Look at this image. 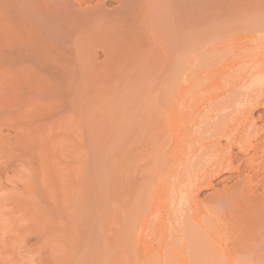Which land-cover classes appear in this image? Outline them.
<instances>
[{
	"label": "rangeland",
	"instance_id": "374dc122",
	"mask_svg": "<svg viewBox=\"0 0 264 264\" xmlns=\"http://www.w3.org/2000/svg\"><path fill=\"white\" fill-rule=\"evenodd\" d=\"M49 1L50 2H48V0H0V53H1L0 54V99H1L0 100V108H1L0 109V135H1L0 136V264H206L207 261H208V264H264V240H262V241L261 240H242L244 237L242 239L240 237L241 235L244 234V233L241 234L242 230L247 231L246 229L243 228L245 226V224H247L246 222H245V224H243V222H242L243 226L240 225V227H238V229L241 228L239 233H238V231H235L234 229H232V230H234V232L230 231L231 228L228 229V227L231 225V223H229V221H228V223L230 224L229 225L226 222L225 227H226V230L228 229L227 230L228 232L225 231V233L227 234V237H228V235L233 234V233H234V237H233V235L232 236L230 235V238L228 237L226 240H211L210 239L211 237L207 235L208 236L207 238H209L210 240H202L203 243H205V246L203 244H201L202 243L201 240H196L198 242L197 243L195 240H192V241L188 240L187 237H185V239H184V235L187 236L188 234L186 233L183 235V233H181L179 231L182 229L181 228L182 225H183L182 227L184 228V224H185L184 220L187 219L186 217H188V218L190 217V215H189L190 211L186 212V208H187L186 204H188L187 199L189 198V195H188L189 194V191H188L189 188H187V186L189 187V185L192 183L191 181L194 180V177L192 175L194 174V176H196V174H199L198 172H196V170L199 169L200 165L202 166L203 161L201 160L202 162H200V165L197 164V161L199 160V159H197L198 158L197 156H199V155H197V156L193 155V150L191 147H190L191 148L190 152H188L189 151L188 150V147H189L188 144H187V146H185L186 144L185 145L183 144V146H185V151L187 152L186 155L189 156L188 159L190 157H192L190 160L191 161L193 160L196 162V165H195V163L192 161L194 164V167L191 168L193 170V173L192 172L188 173L190 175L189 176L187 174L188 177H186L187 175H184L185 172H183V174H182V171H180V173L178 172L176 174L175 173L171 174L172 176H170V173H169V175L168 174L166 175V173L165 174L163 173L162 175L159 174V176L161 175L159 178L158 170H160L163 167L158 164V149H157L158 148L157 147L158 146L157 145L158 144L157 143L158 142V118H157L158 116L155 117V120L153 118L154 116H152V120L155 121V123L153 125H155V126L152 125L153 121L151 122V120H150V122H149V124H151V127L148 126V129L150 127V129L152 128V131L149 129L150 132L145 133L146 135H147V133H150V134H148L149 139H147V136L144 135L143 139H141V138L138 139V137H137V139L135 138L134 143H133L134 145L130 144V146L132 145L131 147L128 144V146L130 147L129 148L130 153L127 151V150H129L128 148H121L122 144L118 148L120 151L116 150V151H118V154L116 153V151L114 152L115 154L112 153L113 151L110 152V154H108L110 150L107 152L105 150L106 149L105 146L107 147L106 144H108V146H109V142L106 143L105 141H109L107 139H110V137L112 136L109 134H113V130L111 129V128H113V127H111L112 125H110V126L107 125L108 123L111 124L110 122H107V121H112V120H109V118L110 119L112 117H114L115 119L120 118L121 113L124 112L123 110H125V109L127 110V111L125 110V112H130L131 110L138 111L139 109H137V108L140 106L147 108L148 105L151 106L153 104V106H154L155 103H157L159 106L158 108H160V110H158L157 104L155 105L156 106L155 109L157 108L156 110H158L157 113L159 111H161V108H164V109H166V112L168 111V113L170 110H172V112L174 110L175 113L177 112L176 114L178 117L177 118L178 122H181L180 119L183 122L184 119L186 118L185 121L183 122V126L184 125L185 126L184 127L182 126V127L187 128L188 130L190 129L189 130L190 137L192 134H194V136L198 135V134L194 133L195 131H197V133H198L199 131H202V130L204 131L205 128L206 129L210 128V130H211V127H214L215 125L217 126L216 122H218L219 120L221 122L222 121L227 122L232 128H234L233 129L234 131H231L230 135H236L240 131V129H239L240 128L239 117L241 116L240 113L242 112V110H246V107L250 108L251 106L255 105L256 100L258 99L256 97H258L260 94L258 92L262 89V87H264V83H263L264 80L263 79L261 80V78H264V77L258 78V76H263L262 73H260V72L262 71V69H264V65H263L264 64V29L257 30V31H254L251 29L252 31H250V28L253 26H251L249 28L246 27L249 24H254L255 21L258 20V19L257 20L255 19L256 17L264 19V12L262 15V12L258 11L259 13L258 12L257 13L260 16L253 12L254 14L251 16L255 15V17L251 18V16L248 15V16H250L249 18H251V19H249L247 16H245L247 19H244V17H243L242 18L243 21L241 20L240 15L234 16L236 20H233V18H231L233 21L230 22L229 20H231V19L229 18L227 20V17H229V16H226L225 14H223L221 8H215L213 10L210 9V12L211 11L213 12V13L212 12L210 13L211 16L215 13L213 16L215 27L213 26L212 23H211V25L207 24L208 27L212 26V27H210L211 29H209L210 31L208 29H206V31L205 30L204 31H201V30L198 31L199 28L197 30H195L194 29L195 27H193V29L197 32L195 34L197 36H199L198 37L199 40L201 38L202 42H200V44L202 43L203 46H202V44L200 45L201 47L198 46L197 45L198 42L196 40L195 42L193 41V50L189 51L186 48H184L187 51L186 50L182 51L181 49L180 50L177 49L179 47L177 41L180 43V40H178V38L180 37L179 39H181V42H183V44H184V41H182L183 40L182 38L186 34L183 31L184 35L182 34L183 36H181L180 30H182V29L184 30L185 25L183 23H185V22L187 25H190V26L194 25V22H195L194 20L196 18L193 20L194 22H192V21L190 22V20L188 18H191L189 15H191L192 13L195 15L196 11L194 10L195 11V13H194L193 6H192V10L189 9V8H191L190 6L189 7L186 6L187 4H185V3H189L188 0H187L188 2H186V0H184L183 2H185V3H182V0H181L180 1L181 3L179 4L180 6L185 4L187 9L185 8V6H183L182 8H179V5H178L179 0H160V1L158 0L157 2L155 0L156 5H153L154 2L152 1L153 2L152 6H155L156 9L158 10V14H159L158 17L159 16L161 17V18L159 17L160 21L162 20L161 23L162 24L166 23L167 26L162 25L161 23H160L161 25L157 24L159 22V20H158L159 18L155 19V17L153 19H154V21L156 20L155 21L156 25L155 24H153V25H155V27L159 25V28H160V26L168 27L169 28L168 32H171V33H167V36L169 34L173 38V39H168L170 37H168V38H167V36L164 37L163 35H161V32H160L161 31L160 29H162V28L159 29L158 27H156L158 31L160 30L159 33L161 36H163L165 38V40L163 38H161L160 35H159V37L163 40V43L166 46L168 45L167 48L165 47L166 48L165 50L168 49L167 52H165V51L163 52L164 49L163 50L161 49L163 54L164 53H165V55L167 54L165 56L166 59L164 58V55L162 57V58H164V60L162 58L158 57V56H162L161 55L162 53H160L158 51L159 49L158 50L156 49L160 53V55L157 54L158 55L157 57L159 59L156 57L158 59V62L156 61V63H155V66L158 64L156 67L151 64V63H153V58H151L152 62L151 63L149 62V65L151 64L153 67L149 68V70H147V73H145L146 71L144 70L145 71V72H143V73H145V75L143 74L144 77L139 74V71L141 69L136 68L138 70L135 71V76H137L139 74L141 77L138 75V77L133 78V77H135L133 75L134 74L133 73L132 74L133 77H132V75H131V77L128 76V77L133 78V79H130L127 76H125L124 78L126 80H121L124 78L120 77V79L119 78L117 79L115 77V75L113 76V74H115L117 72V75H118L119 70L117 68L121 69L123 67V65L120 63L122 66L117 67V68L114 66V68L117 69V71L114 73L113 70H111V72H110V69L108 70L109 67L108 68L106 67L108 65L107 64L108 61L105 63V60L107 58L105 55V52L107 51L106 53H108V57H110V56L114 55V53L116 51H119L122 48V46L120 47V49L118 48V50H117L116 47L113 45V47H115L116 51L113 47L112 48L110 47L111 49L109 47H107L110 49V51H112V49H113V51H115L114 53H112V55H109L111 53L109 52V50L107 48H105L104 53H103L102 49L101 50L99 49V47L100 48L106 47L105 44L100 42L101 44L98 43V46L99 45L100 46L96 47L97 46L96 42L97 41L99 42L100 39H101V41H103V39H104L103 36L105 37L106 32L111 31V30L107 31L108 29H106V32L104 31L103 27L105 28V25L107 24V22L105 21L106 18L104 19V17L107 16V14H108L109 16L114 15L113 18L114 17L116 18L117 16L121 15V12L117 8L118 0H101V2L103 4L102 5L99 2L100 7L102 6L101 12L104 11V9H105V11H104L105 13H106V11L109 12V13L105 14L104 17L102 15V13H104V12H102L100 14V15H102L103 20L106 22V24L104 23L103 27L100 25V23H99V27L97 26V24L95 27H92V28L89 27V28L93 29L94 31L89 29L92 32L90 31L91 33L89 32L88 34H94V33L95 34H94V36H92L93 40L91 39V37L88 38L89 40L87 39L88 41H90V39H91V41H93L92 42L93 44H91V42H89L88 45L89 44H91V46L94 45L97 49V51H96L94 46H92V48H91V46L89 45L90 48L89 47L88 48L91 49L93 52H89L90 50L87 51L88 54L91 53L89 56H91V58L94 61V63H93V61H90V62L93 63L92 65H94L93 68H94L95 74L89 73L90 71L91 72L93 71V68H92V70L90 69V71H88V69H87L89 67V65L91 64L89 61L87 62V65H88V63H90V64L88 66L85 65L87 67L86 68L87 70L84 67L83 68L90 75L93 74L92 76H94L96 74L99 75V72L98 73L95 72L97 70L96 68H98L96 66L98 64L97 63L95 64V61L97 60L98 63L100 62L101 65L99 67L101 68V71L102 70L104 71V69H103L104 67H105V69L107 68V71H108L107 76H109L110 73L113 72V74L110 75L111 79H110V77L106 78L107 81H105L106 82V84H105V82H104L105 78H104V80L102 78L103 81L99 80V78L102 77L103 75H105V73L107 72L106 70L104 72L102 71V73H100V75L103 74L102 76L99 75L100 76L99 77L98 75H96L97 77H95V79H93V77L92 78L90 77L91 78L90 79L89 78L90 75L84 73L85 74L84 78L88 75L86 78H88L89 80L83 79V81H82V77H81L82 74L81 73H83L84 70L82 69V67H80V69L83 70V71H80L81 73L76 72V71L80 70V69L77 70V63L80 62L84 56H85L84 58L86 59V55H83L84 52L82 53V48L79 49V50H81V54L83 55V57L81 58L80 61L77 60L78 58L76 55V51H74L76 49L73 50L74 44H76V41L74 43L73 42L74 38L72 40L71 39L72 37H69V36H73V37L76 36L73 34L74 33L77 34L78 31H79L78 33H80V31H85L84 33H86V31L88 32L87 25H89L91 23H88V24H86V23L89 22V20L85 19L86 21L84 22L85 23V25H84L85 29H87V30L82 28V26H83L82 25L81 26L82 30H80V28H78L79 30L76 29L78 31L73 30L74 32H71V33H73L71 35V33H69V32L72 31L73 28L72 29L68 28L70 25L69 26L66 25V22H68V21H64V20L66 18H67V20L69 19L68 15L70 17V13L68 12V10H69L68 8L70 5H72V4L74 5L75 1L73 2V0H65L64 1L65 3L63 2V0H49ZM57 1H59V3H62V4L64 3L66 6H67L66 3H68L70 5H68L67 8L64 5L65 7H62V8H65V9L61 8L63 10L61 12H63V13H59L60 11H58L57 8L54 7V6H56L55 4L58 3ZM82 1L85 2V3L83 2L84 5L82 4ZM82 1H81L82 6L85 7L86 4H88V7L92 6L91 4L93 3V0H92V3H89L90 0L89 1L82 0ZM198 1L199 0H196V4L198 3ZM44 2H46V4ZM47 2L50 4H48ZM192 2H195V1H192ZM59 3L57 4V6L59 5ZM78 3H80V1ZM77 4L74 5L75 8H76ZM167 4L168 5L171 4L170 7L173 8V9H171L172 11L174 10V8H176L174 10L175 12L178 11V9H179L178 12L183 11V9H186L185 13L183 12V14H180V13H182V12H180L179 13L180 15H179L176 12L175 16H174V13H172L171 10H170L171 12L169 11L170 7ZM190 4L193 5L195 3H190ZM47 5H49V8ZM78 6H79L80 10L83 8L82 11H85L84 7H82L79 4H78ZM152 6H151V8H152ZM198 6H200V5L197 4V6H194V8L197 7V9L199 10L198 15L202 14V12H204V10L206 12L209 10V9L206 10L205 7H203V6H206L205 4L202 5V3H201L202 8H204L202 11L200 10L201 6L199 8H198ZM100 7H99V10H100ZM71 9L72 8H70V10ZM188 9L191 10L192 13L187 11ZM35 10H36V12H35ZM47 10H49V11H47ZM64 11L68 12V15ZM113 11L117 16H115V14L112 13ZM75 12H77L76 9H75ZM87 12L88 11H86V13L82 12V14L85 13L84 14V16H85L87 14L91 15L93 13L92 11H89L88 13ZM110 12L112 13V15H110ZM186 12H188L189 14H186ZM50 13H52V15ZM208 13H207V15H208ZM61 14L64 16L63 18H65V17L66 18L65 19L61 18L62 17ZM176 14H178L179 17L183 16L182 19L184 18L183 20L185 22L182 19H180L181 17L180 18L177 17L178 15H176ZM245 14L247 15V13H245ZM78 15H79V12H77L76 18ZM90 15L89 16L87 15L86 18L91 20ZM186 15H188L189 17L187 18ZM35 16H36V19L34 18ZM47 16H49V17H47ZM50 16L52 18H50ZM95 16L96 15H92V17H93L92 26L95 23L94 19H96V21L97 20L100 21V19H99L100 16H98L99 18H97ZM109 16L107 17V20L109 19V21H108L106 28H110L109 22H111V21H110ZM242 16H244V15H242ZM200 17H198L199 20L196 21V23L197 22L198 23L195 25H197L198 27L199 26L203 27L206 23H204V25H203V22H201V21H203L202 20L203 18L201 19ZM238 17L240 19H237ZM54 18L56 19V21ZM76 18H73V20L76 21L78 19V18L77 19ZM84 18L82 17V20H84ZM117 19L119 20V18H117ZM122 19H124V18H121L119 20L122 23L121 25L118 24L119 28H120V26L124 27V25H123L124 23L122 22ZM153 19H150V20H153ZM204 19H206V18H204ZM209 19H210V15H209ZM252 19H255L254 23H253V21H251ZM46 20L48 22H44ZM113 20H112V22H114ZM157 20H158V22H157ZM178 20L183 21L182 23H180L181 26H180ZM213 20H212V22H213ZM35 21H37V22H35ZM70 21L71 20H69V22ZM75 21H74V23L72 21L70 22V24H72V23L74 24V28H76L75 25L79 27V24H83L81 22V19H78L76 23H75ZM78 21H80L81 23H79L77 25ZM115 21H117V20H115ZM154 21H152V22L150 21L151 24H150V22H148L147 24H150L152 26V23ZM215 21L217 22V25H216ZM69 22H68V24H69ZM52 23L54 26L52 25ZM116 23H118V22H116ZM37 24H39V25H37ZM73 24H72V26H73ZM111 24L112 23H110V25ZM182 25H184L183 28L179 29V27H182ZM113 26L111 25V27H113L114 29L113 28H111V29L116 30L115 22H114ZM38 27H39V31H38ZM101 27H102L103 32H105L104 35H103V32H101L102 30H100ZM149 27H148V29H149ZM185 27H187V26H185ZM204 27H206V25ZM32 28L33 29L35 28L34 32L36 33L38 31L37 33H39V34L36 33V35H34ZM190 28L192 29V27H190ZM190 28H186V30L188 29V32H189ZM97 29L100 30V32H98L99 35L96 34L97 31H99ZM117 29H118V27H117ZM150 29H151V27H150ZM153 29L156 30L155 28H152V30ZM163 29H162V32L164 31V33H162V34L166 35L167 30L165 28V30H166V32H165V30H163ZM154 30L152 32L154 34L158 35L159 33L157 34L156 33L157 31L154 32ZM25 31H27V32H25ZM119 31H121V33H122L123 30H119ZM191 31H190V33H191ZM193 31H192V33H193ZM111 32H113V31H111ZM47 33H49V37H48ZM84 33L81 32L80 35L82 36V34H83L85 36L86 34H84ZM149 33L152 34L151 31H149ZM190 33H189L190 37L189 38L186 37V38L192 44V41H190V39L192 40V38L195 35L192 36V34H190ZM203 33H205V34H203ZM235 33H237V34H235ZM100 34H102L101 35L102 37H100ZM37 35H39V37ZM50 35H51V37H50ZM84 36H82V37H84ZM197 36H195V37H197ZM24 37H25V39L23 41ZM26 37L28 39H26ZM82 37H80L79 39H81ZM153 37H156V36L153 35ZM37 38H39V39H37ZM40 38H42V39L40 40ZM44 38H45V40H48V41L47 42L44 41L43 40ZM86 38L87 37L85 36V38H83V41ZM143 38H145V37H143ZM34 39H36V41ZM54 39H55V41H53ZM187 39L186 40L184 39L185 42L187 41ZM87 40H85V42H88ZM168 40H172L170 42V44H167L169 42ZM50 41L53 43L52 44L53 46L51 45ZM94 41H96V42H94ZM145 41H146V39H145ZM145 41L144 42L142 41V43L145 44L146 43ZM157 41H155V42L157 43ZM33 42L34 43L36 42V43L34 44ZM39 42H40V44H39ZM121 42H122V40H121ZM158 42L161 43V41H158ZM172 42H174L173 45H172ZM45 43H47V46ZM54 43H56V44H54ZM78 43H80V42H78ZM111 43H112V41H111ZM118 43H120V42H118ZM42 44L45 45L49 49L46 48L47 49L46 50L44 48L45 46L43 47ZM72 44H73V46H72ZM85 44L87 45V43H85ZM102 44H103V46H102ZM164 44L163 45L161 44L163 48H164ZM188 44H190V43H188ZM191 44L189 45V47L192 46ZM31 45H33V46H31ZM34 45H35V49L33 48ZM36 45H38V46H36ZM58 45H61V46H58ZM86 45H84L83 47H86ZM141 45L142 44H140V47H142ZM147 45L148 44L146 43V46ZM174 45H178V46L175 47ZM185 45H182V46H185ZM195 45H196L197 51L194 50ZM262 45H263V47H262ZM39 46H40V48H39ZM51 46L53 48H50ZM54 46H57V47H54ZM77 46H79V45H77ZM137 46L138 45H136V46L134 45L135 49L134 50L132 49L134 51L133 54L131 53L133 56H135L136 51L138 52L141 50L140 48L138 50L137 48L139 46L138 47ZM31 47H32V49H31ZM36 47H38V48H36ZM145 47L143 46L142 50ZM162 47H159V48H162ZM59 48H61V49H59ZM191 48H188V49H191ZM201 48H202V50H201ZM36 49H38V51H36ZM44 49H45V52H44ZM62 49H63V52H61ZM86 49H87V47H86ZM86 49H85V51H86ZM129 49L130 48H128V50ZM175 49H176V51H175ZM33 50H35L36 54L34 53ZM65 51L68 52V54H66ZM37 52H39L38 57H37ZM41 52H44V53L42 54ZM74 52H75V55H74ZM95 52H97V53H95ZM140 52H142V51H140ZM77 53H79L78 49H77ZM122 53H124V52H121V54ZM125 53H127V52H125ZM49 54L52 55V56H50V59L53 57L52 58L53 60L48 59ZM85 54H87V53L85 52ZM35 55H36L37 59L35 58ZM62 55H64V56H62ZM67 55L68 56L71 55L70 57L76 58L77 61H75V63H73L74 69H75V65H76V70H74L72 66H70V67H72L71 70L69 68L67 69V67H69V66H67V67L65 66L67 64V62H65L66 60L64 58L67 59ZM129 55H130V53H129ZM137 55H138V53H137ZM139 55H140V53H139ZM78 56H79V54H78ZM122 56H123V54H122ZM61 57H62V59H61ZM132 57L129 56V58H132ZM220 57H221V59H220ZM32 58H33V60H32ZM38 58H39V60H38ZM112 58H115V57L112 56ZM117 58L120 59V57H117ZM134 58L136 59L138 57H134ZM217 58H218V60H217ZM43 59H44V61L48 59L47 60L48 65L46 63L45 66H42L41 62L43 61ZM55 59L56 60L58 59L59 63L60 62L62 63V60L64 59L63 62H65V63H63V64H65V65L63 66V68L60 66L62 71L59 67V65L61 63L59 64L58 61H56ZM69 59H67V61ZM72 59L69 62H73L75 60V59H73V61H72ZM88 59H89V57H88ZM92 59H90V60H92ZM110 59H111V57H110ZM122 59H123V57L121 58L120 61H122ZM124 59H125V57H124ZM113 60H115V59H113ZM133 60H130V61H133ZM256 60L257 61L263 60V64L261 62V64L263 65V68L261 66L262 69H258V68H260V66H259V62H256ZM33 61H34V63H33ZM126 61L128 62L129 60H126ZM113 62H115V61H113ZM118 62H119V60H118ZM84 63H85V61L83 63L80 62L79 64H84ZM214 63H216V64H214ZM39 64H41V65H39ZM56 64L57 65L59 64V65L56 66ZM63 64H61V65H63ZM105 64H107V65L104 66ZM109 64H112L110 62V60H109ZM113 64H112V66H113ZM257 64H258V67L255 66ZM68 65H70V63ZM114 65H116V64H114ZM126 65L127 64H125V66ZM28 66H30V67H28ZM79 66H82V65H78V68H79ZM101 66H103V68ZM100 68H98L99 71H100ZM112 68L113 67H111V69ZM241 68H242V70H241ZM33 69H34V71H33ZM65 69H67V71L69 73H71L72 70L75 71L77 73V77H79L78 75L81 74L80 75L81 78H79L81 81L79 82V79H76L77 77L74 73L71 74V76H69L72 80H70V78H69V80H67L68 76L66 78V76H65L66 74H64V72L65 73H67V72L63 71ZM151 69L154 71H152ZM238 69H239V71H238ZM21 71L23 73H21ZM86 71H84V72H86ZM148 71H149V73H148ZM120 72H121V70H120ZM255 72H257V74ZM46 73L48 75L47 78L45 77ZM69 73H67V74H69ZM41 74H42V76H41ZM148 74H152L153 77L151 75V77L149 78ZM258 74H261V75H258ZM34 75H37V76H34ZM239 75H240V77H239ZM255 75H257V76H255ZM72 76L76 77V78H74L75 80L72 78ZM118 76H120V75H118ZM121 76H122V73H121ZM27 77H28V79H27ZM35 77H37V78H35ZM43 77H45V78H43ZM48 77L50 79H48ZM206 77H208V78H206ZM256 77L259 80H257ZM41 78H42V80H41ZM127 78H128V80H127ZM139 78H141V80ZM146 78L150 79V81ZM138 80H139V82H138ZM144 80H148L149 82L148 81L145 82ZM194 80H196V81H194ZM63 81H64V83H63ZM36 82H38V83H36ZM76 82H78V83H76ZM95 82H98V83H95ZM100 82H103L104 85H103V83H100ZM65 83L67 86L65 85ZM68 83H70V84L68 85ZM101 84H102V86H101ZM107 84L108 85L110 84L109 86L112 87L110 90L107 89V86H106ZM145 85L148 89L145 87ZM104 86L107 90L110 91V92L109 91L106 92V93L109 92L108 93L109 95L104 93V91L106 90L105 88H103ZM109 86H108V88H110ZM141 86L143 87V89ZM94 87H96V88H94ZM94 89L95 90L98 89V90L94 91ZM147 90L149 92H147ZM263 90H264V88H263ZM102 91H103V93H102ZM90 92H95V93H93V95H91ZM174 92H175V94H174ZM141 94L143 97L140 96ZM100 95L101 96L103 95L104 97L102 98ZM114 95H116V97H114ZM203 95H204V97H203ZM151 96L155 99H153ZM162 98H164V99H162ZM171 98H172V100H171ZM104 100H106V101L104 102ZM133 100H135L136 102H134ZM164 100H166V101H164ZM246 101H248V102H246ZM100 102L102 104H100ZM103 102H104V104H103ZM139 102L141 105L139 104ZM133 103L135 104V106ZM146 103H147V105H146ZM148 103H150V104H148ZM243 104H245V106ZM6 105H7V107H6ZM101 105L104 107V109ZM137 105H139V106L137 107ZM98 106H99V108H98ZM100 106L102 107L101 109H100ZM143 107H140V108H143ZM263 108H264V105H262V104H261V106H257L254 109V117H256L257 113H261L262 111H264ZM109 110L110 111L112 110V111L110 112ZM212 111H213V113H211ZM91 112L92 113L94 112L93 115L94 114L95 115L93 116ZM109 113H111V114H109ZM101 114H102V116H101ZM115 114H116V116H120V117L116 118ZM22 115H23V117H22ZM200 115H202V116H200ZM192 118H194V119H192ZM86 121H88L89 123ZM90 122L91 123L93 122V123L91 124ZM105 122L107 124H105ZM95 123H97V125ZM103 123L106 126V127L104 126L105 128L103 127ZM181 123H178L179 126L182 125ZM98 124L99 125L102 124L99 126L100 130L97 127ZM92 126H94L95 129L97 127L99 132L97 129H96L97 130L96 131L94 128H91ZM135 127L137 128V124H135ZM106 129H107V131H106ZM148 129H147V131H148ZM193 130H194V132L190 133ZM101 131H103V133ZM91 134H94V135L92 136ZM209 134L210 133H208V135L207 134L205 135V133H204L203 135H204V137L206 136L208 139ZM96 136H98V137L101 136V137H99L100 141L98 140V137L96 138ZM144 138L146 139V141L144 140ZM151 138H152V141H154V143L151 141ZM193 138L194 137L192 136L190 140H192ZM200 138H201L200 140L203 139L201 136H200ZM210 139L211 138H209V140ZM148 140L150 142H148ZM209 140H207V141L205 140V141L208 142ZM96 141H98L97 144H96ZM205 141H202V142H205ZM224 141H225L224 138H220L221 144H224ZM90 142L92 144L94 142L95 143L92 146V144ZM128 142H129V139H128ZM146 142H148L149 144ZM155 143H157V144H155ZM136 144H138V145L136 146ZM154 144H155V146H154ZM139 145H141L140 146L141 148L139 147ZM148 145L149 146L152 145V147L150 146V148L152 150H150V152L147 151L148 154L146 156L148 158L147 157L145 158V154H144L146 152L145 150L150 149V148H147ZM195 145H198V143H196ZM99 146H100V148H99ZM136 147L140 148V151H138L139 149H137ZM97 149H98V151L99 150H101V151L98 152ZM121 149L122 150L124 149L122 151L124 153L121 152ZM133 149H135V150L133 151ZM136 149H137V151H136ZM141 149H143V152L144 151L145 152L142 153ZM153 149H157V151L154 152L155 150H153ZM233 150L235 151V149H233ZM86 151H87V153H86ZM101 152L103 154H101ZM125 152L128 153L126 158L131 159V161H134L133 158L137 159L136 156H138V157L143 156L145 158V160L142 161L143 157L142 158L139 157L138 159L141 158L140 159L141 162H139L140 160H135L134 164L129 160L130 161V165H129V164H127V160L124 159L125 157H123L126 155ZM151 152H153L152 154L154 155V157L156 159L153 158ZM188 153H190V154H188ZM142 154H144V155H142ZM196 154H198V152ZM118 155H121L123 158L121 156H118ZM117 156L120 159L118 158V160H117V158H115ZM195 159H197V160H195ZM113 160L115 161L116 167H115ZM155 160L157 163L156 162L154 163ZM81 161H82V163H81ZM123 161H125L126 163H124ZM136 161H137V163H136ZM110 162L111 163L113 162V164H114L113 167H112ZM152 162L154 163V165ZM108 163H110V164H108ZM78 164H80V165H78ZM121 164H123V165H121ZM131 164H132L133 168H131ZM107 165H111V166H107ZM126 165L128 166V168L124 167ZM197 165H199V166H197ZM117 166H119V169ZM135 166H136V168H135ZM146 166H148V167H146ZM107 167H110L109 169H111V167H112V171L114 173L116 171H118L119 173L116 172V173H118L117 174L118 176L112 174L113 172L110 171L109 169H107ZM120 167L122 168V170ZM140 167H142V169ZM152 167H153V169L155 168L157 170V173H156L155 169H154L155 172L153 171ZM100 168H101V170H100ZM115 168L118 170H115ZM158 168H160V169H158ZM124 169H126V170L128 169V172L122 173V171H126ZM137 169H138V173H137ZM139 169H141L142 171ZM151 169H152V172H151L152 174H150ZM201 169H203V167ZM73 170H75V171L73 172ZM132 170H134V171H132ZM143 170L146 171V173H144ZM192 170H190V171H192ZM78 171H80V172L78 173ZM100 171L101 172L103 171V173H105V174L107 171V174L109 176L111 175L112 178L109 177L107 174L105 176V174H102ZM135 171H136V174L135 173L133 174V172H135ZM161 171H162V169H161ZM161 171H159V172H161ZM72 172H73V174H72ZM130 172H132V174ZM142 172H143V174H141ZM64 173L68 177L66 175H64ZM126 173L128 175H127V177L124 178V174H126ZM74 174H76V175H74ZM77 174H79V175L77 176ZM146 174L147 175L150 174L151 176H153V178H152L149 175L150 177L148 176V178H146V180H148V181H149V179L152 180V181H150V183H148V185H147L148 181L146 182V180H144V177H147ZM100 175H102L103 177ZM141 175H143V177ZM182 175H183V177L185 176L186 179H185V177L181 178ZM226 175H227L226 173L221 172L220 174H218V176L216 175V177L215 176L213 177L212 182H213L215 188H220V187L222 188V185H223L222 179H223V177H226ZM75 176H77V177H75ZM97 176H98V178H97ZM114 176H116L115 177L116 180L114 179ZM163 176L165 178H163ZM100 177H102L101 181H100V179H101ZM105 177H106V179H105ZM108 178L109 179L111 178L112 180L114 179L115 182L112 183V180H110V182H108L109 183L108 184L107 183V181H109ZM173 178H175V179H173ZM87 179L90 183L86 184L83 181L86 182ZM93 179H94V181H93ZM162 179H163V181H162ZM90 180L93 183L92 186H91L92 183ZM76 181L80 182V184L83 182V184L85 186H87L89 184L90 185L87 187L88 188L87 189L83 184H81L82 185V187H81V185L79 183H76ZM154 181H156V182H154ZM105 182H106V184H105ZM116 182H117V184H116ZM140 182H142V183H140ZM144 183H145V186L146 185L148 186V188H147L148 194H149L148 195V202H145L146 204L142 205V209L138 208V211H137L138 215L135 213L136 217L133 218V220L136 219L135 220L136 222L132 220L134 224L131 223V221L128 219L127 220L125 219L124 222H122L120 220L121 224L123 223L122 225L120 224V228H121V226H124L123 227L124 229L122 228V230H120V228H118V230H116L117 225H115V222H116L115 220H117L119 217H117V219H115V217L118 215V213L114 216V212L116 211V210L114 211V209L116 208L117 205L121 206V207H117L116 209H118V211L122 210L124 216H125V211H127V210L129 211V212H126V214L128 213V215H129V213L133 212L134 209H131V208H133V206L131 207L130 203L131 202L134 203L135 199L137 198L136 197L137 192H138V194L140 192L139 190L135 191V188L140 189L141 186L144 185ZM187 183H188V185H187ZM111 184L112 185L114 184L113 185L114 187L118 186L116 188V192L118 190L117 193L118 194L120 193L119 196L117 195L119 198L121 195L120 199L116 197V192L114 193L115 188L112 189L113 186ZM149 184H150V186H149ZM139 185H141V186L139 187ZM169 185H170V187H169ZM107 186H109V188H106ZM180 187H181V189H180ZM185 187L188 191V194H186L187 191L185 190ZM110 188L113 190V192L111 191ZM177 188L179 189V191L181 193L183 192L182 194L180 193L182 196L184 195V192H185V194H186V195H184V196H186L185 198L181 197L179 195ZM78 189H79V192H78ZM81 189L83 191H81ZM84 189H86V190H84ZM103 189H104V191L101 192ZM107 189L109 191H111L114 195L113 194L111 195V193L109 191H107ZM172 189H173V191H172ZM74 190H75V192H74ZM105 190H106V192H105ZM133 190H134L135 194H134ZM76 191H77V193H76ZM90 191H93L94 193L90 192ZM146 191L147 190H145V192H144L145 195H147ZM82 192H84V194H82ZM104 192L105 193L109 192L107 194H104V196L106 195V197H105L106 199L103 196ZM75 193H76V195H75ZM89 193H90V195H89ZM92 193H93V195H92ZM87 194L89 195V197L92 196V197H90L91 199L89 198V200H88ZM98 194H99V196L97 198L96 195H98ZM108 194H110V195H108ZM132 194L136 198L132 197ZM78 195L81 196V198H80L81 203H80V199H79ZM158 195H159V198L161 197L160 199L158 198ZM213 195H215L213 193V190H210L207 188H205V189L201 188V189H199V192L197 191V201H198L197 202V208H198L197 209L198 210L197 221L193 222L191 220L190 223L191 224L193 223L192 224V226L194 225L193 228L198 229L197 232H199L200 226L202 227L200 232H199V234H202V236L205 235V233L203 234V232H205L204 231L205 229H206V231L208 230L210 232V235H217V233H218L215 230L214 224L212 223V220H214V218H213L214 214L212 215V213L214 211L213 210L214 206L212 207V204H210V201H211V198L214 197ZM66 196L69 199H67ZM100 196H101V198L99 200ZM107 196H110V197L113 196V197L108 199ZM74 198H75V200H74ZM84 198L88 201H86ZM102 198H103V200H101ZM114 198H115V201H114ZM124 198H126V199H124ZM132 198H135V199H132ZM64 199H66V200H64ZM72 199H73L74 203H73ZM117 199H118V201L119 200H121V201L118 202V201H116ZM209 199H210V201H209ZM68 200H70L69 202H70V204L72 203V205H70V204L68 205V203H69ZM106 200H107V202H106ZM82 201H84V202H82ZM89 201H90V203L93 201L92 202L93 204L91 203L93 206L89 203ZM108 201H109V203H108ZM113 201L115 203L116 202L119 203L120 205L117 203L114 205ZM145 201H147V200H145ZM111 202H113V204ZM125 202L129 206L128 205L126 206ZM78 203H80V204H78ZM133 203H131V204H133ZM158 203H160V204H158ZM73 204H75V205H73ZM105 204H108V205H106L105 208H101V207H104L102 205H105ZM122 204H123V206H122ZM158 205H159V208H158ZM66 206L70 207V209H67ZM90 206H91V208H90ZM111 206H112V208L110 210L107 209L108 207L110 208ZM93 207H95V208L93 209ZM177 207H178V209H177ZM207 207L209 208L210 211L208 210ZM85 208H86V210H85ZM126 208H127V210H126ZM129 208L131 210H129ZM182 208H184V209L182 210ZM74 209L77 211H75ZM81 209L85 212V214L83 211H80ZM92 209H93V211H91ZM73 210H74V212H72ZM103 210H105L106 213ZM106 210H108V211H106ZM140 210L143 212H141ZM174 210H175V212L177 211V213H175ZM79 211H80V214H79L80 217L85 216V219H86V216L87 217L90 216V218L92 217L91 219L88 218L89 220L86 219L83 221H82V217L80 218V220L82 221V222L80 221L82 223L81 228L84 227V229L83 228L80 229L79 227H80L81 223L79 221H78L79 222L78 223L77 220L76 221L74 220L76 214L78 215ZM71 212H72V215L70 214ZM75 212H76V214H75ZM88 212H89V214H88ZM101 212H102V214H101ZM107 212H109V214H107ZM91 213H94V214H91ZM111 213H113V214L110 215ZM73 214H75V216H73ZM81 214H84V215H81ZM119 214H121V213L119 212ZM91 215H93V216H91ZM100 216H101V218H100ZM229 216H230L229 218H231V215H229ZM76 217H78V216H76ZM111 217H113V219H115V220H113ZM72 218H73V220H72ZM250 218L251 217L248 218L249 220L248 219L245 220L248 222V224L246 226L252 227L251 224H253L252 222L255 221V220H253L255 218H253V217L251 218L252 222H250L251 221ZM78 219H79V217H78ZM91 220H92V225L90 222V226H86L88 224L87 222H89ZM74 221H75V223H74ZM181 221H184V222H181ZM126 222H127V224H126ZM129 222L131 225L130 230H132L131 232H133L132 234H129L130 232L128 233V230L130 227H125V225H128ZM254 223L256 224L257 222H254ZM84 224H86V225L84 226ZM227 224L229 225L228 227L226 226ZM71 225H73V226L71 227ZM75 225L76 226L78 225L79 227L77 228V227H75ZM130 225H128V226H130ZM232 225H233V223H232ZM234 225L232 226V228L236 226V225L235 226ZM113 226L114 227L116 226L114 228L115 231L112 228ZM67 227L69 230L67 229ZM86 227H87V229H86ZM118 227H119V223H118ZM249 227H246V228L248 229ZM70 228H71V230H70ZM90 228H91V230H90ZM125 228L128 230L126 231ZM207 228H209V229H207ZM235 229L237 230V227H235ZM75 230L77 232H74ZM202 230H203V232H201ZM248 230H250V228ZM87 231H89L90 233H88ZM92 231H93V234H92ZM111 231L114 233L115 238L117 236H120V237L122 236L124 238L127 237L128 239H131L130 235L133 238L132 239L133 240L132 241L133 246L132 245L130 246L131 240H130V242H127V244L125 245V246H127L130 243L128 247L132 248V249L128 250L127 249L128 247L127 248L125 247L127 249V250L125 249L126 253L128 252L127 258H125L126 256L121 254L123 251L122 247H124L122 245L123 242H121L123 240H121L119 243L117 240L116 241L112 240L113 235H112ZM120 231H123V232H121V233H123V235L120 233ZM245 231H243V232H245ZM116 232H119L120 235L118 233L116 234ZM69 233H71V235L74 234V236L71 237V235ZM124 233L128 234L129 236H127V235L124 236ZM180 233L182 234L181 238H179L180 236H177ZM88 234H90V235H88ZM76 235L77 236L79 235L80 237L79 236L77 237ZM90 236H93V237L90 238L91 240H88L87 238H89ZM176 236H177L178 240L176 239ZM238 236L240 237L239 238L240 240L235 239V237L238 238ZM74 238L75 239L77 238V240H74ZM203 238L205 239V237H203ZM199 241H201V243ZM124 242H125V240H124ZM199 243L202 247L199 246ZM117 245H119V246H117ZM206 245H208L207 246L208 248H206ZM193 246L195 248H193ZM196 246L198 249L202 248L201 251L198 250L199 252H202V251L205 252V253H203L205 256L202 254V256H204V258L201 259L202 256L197 251ZM106 249H107V251H106ZM118 249H119V252H118ZM98 250L101 251L100 255H96V252H97V254H99ZM193 250H195L194 252L197 251L196 254L192 253ZM206 252H207V254H206ZM197 253L199 254L198 256L200 257V259H199V257L196 256ZM119 255H121V256H119ZM95 257H98L100 259L95 258ZM193 257L194 258L196 257L197 259L196 258L194 259ZM204 259L205 260L207 259V261H205Z\"/></svg>",
	"mask_w": 264,
	"mask_h": 264
},
{
	"label": "bare ground",
	"instance_id": "6f19581e",
	"mask_svg": "<svg viewBox=\"0 0 264 264\" xmlns=\"http://www.w3.org/2000/svg\"><path fill=\"white\" fill-rule=\"evenodd\" d=\"M65 0H63V2H64ZM75 1V4L74 5H76L79 1H80V3H78L79 5H81L82 6V4H83V2L84 1H82V0H73V2ZM81 1H82V4H81ZM87 1H89V0H87ZM86 1V2H87ZM154 2V4H153V2ZM158 0H156V2H157ZM160 1V0H159ZM181 0H179V2H178V5L181 3L180 2ZM184 0H182V3H185V2H183ZM189 1V3H185V4H187L186 6H190L191 8H189V9H191L192 10V6H193V11L195 10L196 11V14L194 15L192 12H191V10H187V11H189V12H191L190 14L192 15H189L191 18H188L189 16L188 15H186L187 16V18L190 20V22L192 21V22H194V25L193 26H190V25H187L186 24V22L182 19V17L183 16H180L179 17V15L180 14H183V12L185 13V10L187 9V7L185 6V4H183V5H179V8H182L183 6H185V8L186 9H183V11H180V12H182V13H180V12H178L179 11V9H178V11H176L178 14H176V15H178L177 17H179L180 19H182L185 23H183L185 26H187V27H185L184 25H182V27H179V29L181 28H183V26H184V30L182 29V30H180V35L181 36H183L184 35V33H183V31L185 32V34L187 35H185V36H183V40L182 41H184V44H183V42H181V39H179L178 38V40H180V43L177 41V43H178V45H179V47L177 48V49H181L182 51H185L186 49L187 50H193V41L195 42L196 40H197V45L198 46H200L201 44H200V42H202V40H201V38H200V40H199V36H197L195 33H197L195 30H197L198 28V31L199 30H201V31H206V29H211L210 27H212V26H209L208 27V25H211V23L213 24V26H214V14L211 16V12H210V9H215V8H221L222 9V13L223 14H225L226 16H229V17H227V20L230 18H233V20H236L235 19V17L234 16H238V15H240V18H241V20H242V18L244 17V19H247L245 16H247L248 18L251 16V15H253L254 13L255 14H258L259 12L258 11H261L262 12V15H263V12H264V0H199L198 1V5H200L201 6V3H202V5L203 4H205L206 6H203V7H205V9L206 10H208L207 12L204 10V12H202V14H200V15H198V13H199V10L197 9V7H195L194 8V6H197V4H196V0H188ZM187 0H186V2H188ZM192 1H195V2H192ZM48 2H50L49 0H48ZM47 2V3H48ZM58 3H59V1H57ZM77 2V3H76ZM99 2L102 4V2H101V0H93V3H92V0H90L89 1V3H92L91 5L92 6H89L88 7V4H86V8L84 7V6H82V7H84V10L85 11H82L83 10V8L80 10V8H79V6H78V4H77V6H76V8H75V6L72 4V5H70V4H68V3H66L67 4V6L63 3H59V5L57 6V4H55L56 6H54V7H56L57 8V10L58 11H60L59 13H63V12H61V11H63L62 9H65V8H62V7H65L66 6V8L68 7V5H70L69 6V10H68V12L70 13V17H69V15H68V12H66V11H64V12H66L67 13V15H68V20H67V18L65 19V18H63L64 16L62 15V17L61 18H63V19H65L64 21H68L69 22V20H71L73 23H74V21L75 20H73V18H76V15H77V12H79V17L77 16V18L78 19H81V22L83 23V24H79V23H81L80 21H78V23H77V25L79 24V27L78 26H76L75 25V27L76 28H74V24H73V26H72V24H70V22H69V24H68V22H66V25H70L68 28H70V29H72V31H70L69 33H71V32H74L73 30H75V31H78L79 29L78 28H80V30H82L81 29V26H82V28H84L85 29V19H87V20H89V22H87L86 24H88V23H91V24H89V25H87V29H88V32L86 31V33H84L85 31H80V33H78L77 32V34L76 33H71V35L73 34V35H76V36H69V37H72L71 39L73 40V38H74V43H75V41H76V44H74V48H73V50L74 49H76V50H74V51H76V55H77V60H81V58L83 57V55H86V59L83 57V59L80 61V62H84L85 61V63L84 64H79L80 62H78L77 63V70H79L80 69V67H82V69L84 70V68L86 69L87 67L85 66V65H87V62L89 61H93V59L91 58V56H89L91 53H89L88 54V50H90L89 52H93L91 49H89L90 47H89V45L91 46V44H93L92 42L93 41H91V39L93 38L92 36H94V34H88L91 30L92 31H94L93 29H91L92 27H95L96 26V24H97V26L99 27V23H100V25L103 27V24L105 23L106 24V22H107V24H108V21H109V19L107 20V17L109 16L107 13H109V12H107L106 11V13L104 12L105 11V9H104V11H102V12H104V13H102L101 12V7H100V4H99ZM155 0H118V5H117V8H118V10L121 12V15H119V16H117L115 13H114V11L112 12V13H114L115 14V16H117L115 19L113 18V16H109V18H110V21L111 22H109V27L110 28H106V26H107V24L105 25V28L103 27V29H104V31L106 32V29H108L107 31H109V30H111V31H113V32H106V35H105V37L103 36V41H101V39L99 40V42L97 41H94V42H96L97 43V46L96 47H99L98 46V43L99 44H101V43H103V44H105V46L106 47H102L103 46V44H102V48H100L99 47V49L101 50L102 49V51H103V53H104V51H105V48H107V47H113V45L116 47V49L118 50V48L120 49V47L122 46V50L120 49L119 51H116V49H115V47H113L114 49H115V51H113V49H112V51H110V49L109 48H107L108 50H109V52L111 53V54H109V55H112V53H114V55H112L113 57H115V58H112V56H110L111 57V59L113 60V59H115V60H113V61H115V62H113L111 59H110V57H108V53H106L105 52V55H106V60H105V63L108 61V65L107 64H105L104 66H106L107 68H108V70L110 69V72H111V70H113V72L115 73L116 71H117V69L119 70L118 71V75H120V76H118L117 75V72L115 73V74H113V72L112 73H110V75L111 74H113V76L115 75V77L118 79H120V77L121 78H124L125 76H130L131 77V75L133 74L134 76H135V71L136 70H138V69H136V68H139V69H141L140 71H139V74L141 75V76H143L144 77V75H145V73H147V70H149V68H152L153 66H155V63H156V61L158 62V57H160V58H162L163 57V55H164V58H165V56L167 55H165V53L163 54V52L165 51V52H167V50H165L166 48H167V46L163 43V40L161 39V38H163L164 40H165V36H167V33H171V32H168L169 31V28L168 27H165V26H160V28H166V30H167V32H166V30H165V28L163 29V30H165V32H166V35L165 34H162V33H164V31L162 32V29H160L159 28V25H161L162 23H161V21H160V18L158 17V10L156 9V7L155 6H152V4L153 5H156L155 3ZM45 4H46V2H44ZM85 3V2H84ZM190 3H195V4H190ZM48 4H50V3H48ZM99 4V5H98ZM117 4V3H116ZM115 4V5H116ZM40 5V4H39ZM63 5V6H62ZM65 5V6H64ZM84 5V4H83ZM103 5V4H102ZM168 5V4H167ZM48 6V8H49V5H47ZM46 6V7H47ZM100 7V10H99V7ZM151 6H152V8H151ZM169 7L171 6V4H169L168 5ZM200 6H198V8L200 7ZM209 8H208V7ZM40 7V6H39ZM43 7V6H42ZM52 7V6H51ZM59 7V8H58ZM168 7V8H169ZM45 8V7H44ZM55 8V9H56ZM62 8V9H61ZM70 8H72L71 10H70ZM78 8V9H77ZM178 8V7H177ZM201 9V11L204 9V8H202V6L200 7ZM47 9V8H46ZM52 9V8H51ZM74 9V10H73ZM75 9L77 10V12H75ZM171 9H173V8H169V11L171 10ZM176 8H174V10H175ZM197 9V10H196ZM9 10V9H8ZM30 10V9H29ZM74 12H73V11ZM173 10V11H174ZM47 11H49V10H47ZM52 11V10H51ZM85 12L86 13V11H92L93 13L90 15V14H87L88 16L90 15V18H91V20L90 19H88V18H86L87 17V15H85L84 16V14H82V12ZM172 11V10H171ZM170 11V12H171ZM172 11V13H174V16H175V11L173 12ZM195 11H194V13H195ZM256 11V12H255ZM2 12V11H1ZM5 12V11H4ZM12 12V11H11ZM35 12H36V10H35ZM39 12V11H38ZM54 12V11H53ZM81 12V13H80ZM87 12V13H88ZM206 12V13H205ZM209 12V13H208ZM254 12V13H253ZM258 12V13H257ZM260 12V13H261ZM41 13V12H40ZM75 15H73V14ZM102 13V15H103V17L105 16V14H107V16H105L104 17V19L106 18V22L103 20V17H102V15H100ZM112 13L110 12V15H112ZM201 13V12H200ZM207 13H208V15H207ZM213 13V12H212ZM245 13H247V15L245 14ZM249 13V14H248ZM39 14V13H38ZM51 15H52V13H50ZM49 14V15H50ZM186 14H189L188 12H186ZM206 14V15H205ZM244 15V16H242V15ZM24 15V14H23ZM22 15V16H23ZM65 15V14H64ZM92 15H96L95 17H97V18H99L98 16H100V21L99 20H97L96 21V19H94L95 20V23L93 24V26H92V19H93V17H92ZM198 15V16H197ZM202 15V16H201ZM205 15V16H204ZM209 15H210V19H209ZM248 15H250V16H248ZM259 15V14H258ZM4 16V15H3ZM84 18V20H82V17ZM201 16V17H200ZM208 16V17H207ZM225 16V17H226ZM233 16V17H232ZM260 16V15H259ZM9 17V16H8ZM38 17V16H37ZM46 17V16H45ZM44 17V18H45ZM47 17H49V16H47ZM102 17V18H101ZM114 19H112V18ZM155 17V19L156 18H159L158 20H159V22H158V20H157V24H159L158 26H156V27H158L160 30V32H161V35H163V36H161L160 35V33H159V31L157 30V28L155 27V21H154V18ZM198 17H200L203 21H201V22H203V25H204V23H206L205 25H206V27H198L197 25H195V24H197L196 23V21H198L199 20V18ZM253 17H255V15L254 16H251V18H253ZM35 19H36V16L34 17ZM50 18H52L51 16H50ZM76 18V19H77ZM117 18H119V20L121 19V18H124V19H122V22L124 23L123 25H124V27H121L120 26V28H119V25H121L122 23L117 19ZM197 20H196V19ZM204 18H206V19H204ZM239 17L237 18V19H240ZM251 18H249V19H251ZM41 19V18H40ZM48 19V18H47ZM55 19V18H54ZM77 19V20H78ZM115 22V28H116V30H113L114 28V22H112V20ZM150 19H153V20H150ZM195 19V20H194ZM200 19V20H201ZM255 19L257 20V21H255ZM255 19H252L251 21H253V23H254V21H255V23L254 24H249V25H247L246 27H251V26H253V27H251L250 28V31H252V30H254V31H257V30H262V29H264V19L263 18H255ZM42 20V19H41ZM40 20V21H41ZM50 20V19H49ZM77 20L75 21V23L77 22ZM102 20V21H101ZM115 20H117V21H115ZM124 20V21H123ZM194 20V21H193ZM205 20V21H204ZM211 22H210V21ZM212 20H213V22H212ZM232 19L231 20H229L230 22L231 21H233ZM39 21V20H38ZM43 21V20H42ZM41 21V22H42ZM53 21V20H52ZM55 21H56V19H55ZM60 21V20H59ZM152 21H154L153 23H152V26L150 25L151 24V22ZM179 21V20H178ZM183 21H179V24L180 23H182ZM228 21V22H229ZM243 21V20H242ZM35 22H37V21H35ZM44 22H48L47 20L46 21H44ZM61 22V21H60ZM116 22H118V23H116ZM148 22H150V24H147ZM216 22V21H215ZM51 23V22H50ZM110 23H112L111 25L113 26V27H111V25H110ZM161 23V24H160ZM251 23V22H250ZM35 24V23H34ZM33 24V25H34ZM55 24V23H54ZM117 24V25H116ZM119 24V25H118ZM153 24H155V25H153ZM208 24V25H207ZM37 25H39V24H37ZM52 25H53V23H52ZM65 25V26H66ZM91 25V26H90ZM162 25H166V23L164 24H162ZM216 25H217V22H216ZM35 26V25H34ZM54 26V25H53ZM72 26V27H71ZM118 27V29H117V27ZM151 27V29H150V27ZM154 26V27H153ZM167 26V25H166ZM180 26H181V24H180ZM25 27V26H24ZM89 27H91V28H89ZM102 27H101V29L100 30H102ZM148 27H149V29H148ZM190 27H192V29L190 28ZM193 27H195L194 29H193ZM208 27V28H207ZM215 27V26H214ZM111 28H113V29H111ZM124 28V29H123ZM126 28V29H125ZM152 28H155L156 30H154V32H156L158 35H156V34H154L152 31ZM186 28H190L192 31H193V33H192V31L189 29V32H188V29L186 30ZM247 28V29H248ZM254 28V29H253ZM33 29V28H32ZM35 29V28H34ZM34 29H33V33H34V35H36V33L39 31V27H38V31L35 33L34 32ZM48 29V28H47ZM56 29V28H55ZM54 29V30H55ZM76 29H78V30H76ZM87 29H85V30H87ZM89 29H91V30H89ZM252 29V30H251ZM7 30V29H6ZM97 30H99V29H97ZM100 30L99 31H97V35H99L98 34V32H100ZM119 30H123L122 31V33H121V31H119ZM148 30V31H147ZM186 30V31H185ZM230 30V29H229ZM91 31V32H92ZM120 33H119V32ZM149 31H151V33L152 34H150L149 33ZM190 31H191V33H190ZM210 31V30H209ZM242 31V30H241ZM25 32H27V31H25ZM32 32V31H31ZM81 32H83L84 34H86L85 36L87 37L86 39H84V41H83V38H85V36L82 34V36H84V37H82L80 34H81ZM90 32V33H91ZM101 32H103V30L101 31ZM105 32H103V35L105 34ZM237 32V31H236ZM51 33V32H50ZM189 33L190 34H192V36H197V37H193L192 38V40L190 39V41H192V44H191V42H189V40L187 39V38H189L190 37V35H189ZM22 34V33H21ZM30 34V33H29ZM37 34H39V33H37ZM88 34V35H87ZM183 34V35H182ZM203 34H205V33H203ZM235 34H237V33H235ZM47 35H48V37H49V33H47ZM80 35V36H79ZM91 35V36H90ZM102 34H100V37H102L101 36ZM153 35L154 36H156V37H153ZM159 35H160V37H159ZM172 35V34H171ZM189 35V36H188ZM216 35V34H215ZM38 37H39V35H37ZM36 36V37H37ZM41 36V35H40ZM96 36V35H95ZM117 36V37H116ZM6 37V36H5ZM23 37V36H22ZM28 37V36H27ZM26 37V39H28ZM33 37V36H32ZM31 37V38H32ZM45 37V36H44ZM50 37H51V35H50ZM54 37V36H53ZM77 37V38H76ZM80 37H82L81 39H79ZM91 37V39H90V41H88L89 39L88 38H90ZM99 37V38H100ZM143 37H145V38H143ZM168 37H170V38H168ZM187 37V38H186ZM204 37V36H203ZM35 38V37H34ZM46 38V37H45ZM45 38L43 39L44 41H48V40H45ZM76 38V39H75ZM97 38V37H96ZM161 40H160V39ZM167 38L168 39H173L172 38V36H170L169 34H168V36H167ZM198 38V39H197ZM24 39H25V37L23 38V41H24ZM37 39H39V38H37ZM42 38H40V40H41ZM70 39V40H71ZM88 39V40H87ZM98 39V38H97ZM96 39V40H97ZM141 39V40H140ZM144 39V40H143ZM145 39H146V41H145ZM187 39V41L185 42V40ZM35 41H36V39H34ZM52 40V39H51ZM78 40V41H77ZM81 40V41H80ZM85 40H87L88 42H85ZM93 40V39H92ZM95 40V39H94ZM121 40H122V42H121ZM140 40V41H139ZM161 41V43L160 42H158V41ZM32 41V40H31ZM43 41V42H44ZM53 41H55V39L53 40ZM64 41V40H63ZM83 41V42H82ZM111 41H112V43H111ZM142 41L144 42H146L148 45L146 46V43L145 44H143L142 43ZM155 41H157V43L155 42ZM169 42L167 43V44H170V42L172 41V40H168ZM174 41V40H173ZM51 42V41H50ZM78 42H80V43H78ZM89 42H91V44H89L88 45V43ZM101 42V43H100ZM118 42H120V43H118ZM137 42V43H136ZM167 42V41H166ZM34 43V42H33ZM36 43V42H35ZM34 43V44H35ZM72 43V42H71ZM83 45H82V44ZM85 43H87V45L85 44ZM139 43V44H138ZM160 45H159V44ZM173 43L174 42H172V45H173ZM188 43H190L192 46H190L189 47V45L190 44H188ZM195 43V44H196ZM7 44V43H6ZM39 44H40V42H39ZM46 44V46H47V43H45ZM53 43L51 42V45H52ZM54 44H56V43H54ZM140 44H142L141 46L143 47H145V48H143V50H142V47H140ZM164 44V48L162 47V45ZM176 44V43H175ZM185 45V46H182V45ZM230 44V43H229ZM232 44V43H231ZM43 45V44H42ZM49 45V44H48ZM63 45V44H62ZM77 45H79V46H77ZM84 45H86V47H87V49H86V47H83ZM134 45L136 46V45H138L136 48L139 50V48L141 49L140 51H142V52H140V51H136V53H135V56H133L132 54L134 53V49H135V47H134ZM159 45V46H158ZM178 45H174L175 47H177ZM261 45V44H260ZM31 46H33V45H31ZM36 46H38V45H36ZM45 45H43V47H44ZM44 47L45 49L47 48V47ZM53 46V45H52ZM50 47V48H53V47ZM58 46H61V45H58ZM69 46V45H68ZM72 46H73V44H72ZM77 48H76V47ZM82 46V47H81ZM92 46H94V45H92ZM92 46H91V48H92ZM183 48H182V47ZM202 46H203V44H202ZM54 47H57V46H54ZM79 47V48H78ZM89 47V48H88ZM95 47V46H94ZM96 47H95V49H96ZM159 47H162V48H159ZM166 47V48H165ZM181 47V48H180ZM192 47V48H191ZM201 47V46H200ZM262 47H263V45H262ZM34 49H35V45H34V47H33ZM36 48H38V47H36ZM39 48H40V46H39ZM82 48V53H83V55L81 54V50H79V49H81ZM86 49V51H85V49ZM125 48V49H124ZM128 48H130L129 50H128ZM172 48V47H171ZM184 48H186V49H184ZM188 48H191V49H188ZM199 48V47H198ZM197 48V49H198ZM31 49H32V47H31ZM43 49V48H42ZM45 49H44V52H45ZM47 49H49V48H47ZM46 49V50H47ZM59 49H61V48H59ZM77 49H78V52L79 53H77ZM106 49V50H107ZM133 49V50H132ZM160 52V53H162L161 55L162 56H158L157 54H159L160 55V53L157 51V50ZM163 50V52H162V50ZM170 49V48H169ZM184 49V50H183ZM200 49V48H199ZM26 50V49H25ZM55 50V49H54ZM58 50V49H57ZM84 50V51H83ZM125 50V51H124ZM127 50V51H126ZM133 52H132V51ZM186 50V51H187ZM194 50H196V45H195V47H194ZM201 50H202V48H201ZM32 51V50H31ZM34 51V53H35V50H33ZM36 51H38V49H36ZM43 51V50H42ZM51 51V50H50ZM70 51V50H69ZM96 51H97V49H96ZM124 52V53H122L123 54V56H122V54H121V52ZM129 51V52H128ZM174 51V50H173ZM175 51H176V49H175ZM197 51V50H196ZM220 51V50H219ZM44 52H41L42 54L44 53ZM48 52V51H47ZM55 52V51H54ZM57 52V51H56ZM61 52H63V49H62V51ZM85 52L87 53V54H85ZM120 52V53H119ZM125 52H127V53H125ZM40 53V54H41ZM49 53V52H48ZM65 53L66 54H68V52H66L65 51ZM95 53H97V52H95ZM129 53H130V55H129ZM132 53V54H131ZM137 53H138V55H137ZM139 53H140V55H139ZM197 53V52H196ZM1 54V53H0ZM5 54V53H4ZM9 54V53H8ZM36 54V53H35ZM39 54V52H37V57L39 56L38 55ZM41 54V55H42ZM46 54V53H45ZM60 54V53H59ZM62 54V53H61ZM73 54V53H72ZM78 54H79V56H78ZM82 56H81V55ZM220 54V53H219ZM222 54V53H221ZM34 55V54H33ZM40 55V56H41ZM74 55H75V52H74ZM96 55V54H95ZM119 55V56H118ZM125 55V56H124ZM153 55V56H152ZM174 55V54H173ZM243 55V54H242ZM50 56H52V55H50L49 54V58L48 59H50ZM62 56H64V55H62ZM71 56V55H70ZM70 56H68L67 55V59H69L68 61H67V59L66 58H64L66 61L65 62H67V64L65 65V64H63V63H65V62H63L64 61V59L62 60V63L61 64H63V65H61L60 63H59V60L57 59H55L56 61H58V63L60 64H58L59 65V67L61 66L62 68H63V66L65 65L66 67L67 66H69V67H67V69L69 68L70 70H71V68L74 66V64L73 63H75V61H77L76 60V58H73V57H70ZM89 57V59H88V57ZM123 57V59H124V57H125V59L126 60H129L128 62L124 59H122V61H120L121 60V58ZM129 56H133L132 58L134 59H132V58H129ZM158 56V57H157ZM214 56V55H213ZM75 57V56H74ZM93 57V56H92ZM96 57V56H95ZM117 57H120V59L119 58H117ZM127 57V58H126ZM134 57H138V58H134ZM158 59H157V58ZM3 58V57H2ZM34 58V57H33ZM33 58H32V60H33ZM35 58H36V55H35ZM46 58V57H45ZM53 58V57H52ZM50 59V60H53V59ZM60 58V57H59ZM75 59L74 61H73V59ZM119 60V62H118V60ZM129 58V59H128ZM151 58H153V63H151L152 62V59ZM164 58H162L163 60H164ZM250 58V57H249ZM37 59V58H36ZM35 59V60H36ZM47 59V60H48ZM61 59H62V57H61ZM71 59H72V61L73 62H69V61H71ZM85 59V60H84ZM90 59H92V60H90ZM105 59V58H104ZM110 60V62L113 64H116V65H114L113 64V66H112V64H109V60ZM166 59V58H165ZM215 59V58H214ZM220 59H221V57H220ZM38 60H39V58H38ZM47 60H45L44 61V59H43V61L41 62L42 63V66H45L46 65V63H47V65H48V61ZM117 60V61H116ZM130 60H133V61H130ZM151 60V61H150ZM217 60H218V58H217ZM26 61V60H25ZM102 61V60H101ZM222 61V60H221ZM38 62V61H37ZM36 62V63H37ZM70 63V65H68L69 63ZM123 62V63H122ZM149 62L153 65H149ZM219 62V61H218ZM223 62V61H222ZM256 62H259V66H260V68H258V69H262L263 68V60L261 61V60H256ZM261 62H262V64H261ZM31 63V62H30ZM33 63H34V61H33ZM52 63V62H51ZM91 63V62H90ZM90 63H88V65L90 64ZM93 63H94V61H93ZM93 63H91L90 65H89V67L87 68L88 69V71H90V69L92 70V68L94 67V65H92ZM98 64V65H96L98 68H100L99 66L101 65L100 64V62L98 63L97 62V60L95 61V64ZM103 63V62H102ZM118 63V64H117ZM123 65V67L121 68V69H119V68H117V67H120V66H122L121 64ZM161 63V62H160ZM38 64V63H37ZM50 64V63H49ZM104 64V63H103ZM125 64H127L126 66H125ZM165 64V63H164ZM214 64H216V63H214ZM31 65V64H30ZM36 65V64H35ZM39 65H41V64H39ZM57 64H56V66H58ZM78 65H82V66H79V68H78ZM84 65V66H83ZM87 65V66H88ZM158 65V64H157ZM156 65V66H157ZM70 66H72V67H70ZM114 66L117 68V69H115L114 68ZM150 66V67H149ZM155 66V67H156ZM256 67H258V64L257 65H255ZM254 66V67H255ZM261 66H262V68H261ZM28 67H30V66H28ZM32 67V66H31ZM39 67V66H38ZM37 67V68H38ZM58 67V68H59ZM61 67H60V69H61ZM84 67V68H83ZM91 67V68H90ZM102 68H103V66H101ZM111 67H113L112 69H111ZM148 67V68H147ZM164 67V66H163ZM255 67V68H256ZM33 68V67H32ZM43 68V67H42ZM65 68V67H64ZM98 68H96L95 70V72L96 73H98L99 72V75H100V73H102V71H101V68H100V71H99V69ZM107 68L105 69V67L103 68L104 69V71L106 70L107 71ZM143 68V69H142ZM147 68V69H146ZM178 68V67H177ZM240 68V67H239ZM8 69V68H7ZM28 69V68H27ZM48 69V68H47ZM67 69H65V70H63V71H66L67 73H69L68 71H67ZM73 69H74V67H73ZM82 69H80L79 71H76L77 73H81L80 71H83ZM86 69V70H87ZM248 69V68H247ZM17 70V69H16ZM56 70V69H55ZM69 70V71H70ZM74 70H76V65H75V69ZM86 70H84V71H86ZM120 70H121V72H120ZM146 72H145V71ZM152 70V69H151ZM241 70H242V68H241ZM240 70V71H241ZM19 71V70H18ZM33 71H34V69H33ZM41 71V70H40ZM61 71H62V69H61ZM83 71V73H81V74H79L78 76L79 77H77V73L75 72V71H71V73H69V74H67V73H65L64 72V74H66L65 76H66V78H67V76H68V78H67V80H69V76H71V74H75L76 75V77H73L72 76V78L74 79V78H76V79H79V78H81L82 77V81H83V79L85 80H87L88 78H84V76H85V74L84 73H86V74H89V73H93V74H95L94 73V68H93V71L91 72H89V73H87V71L86 72H84ZM103 71V72H104ZM152 71H154V70H152ZM151 71V72H152ZM231 71V70H230ZM238 71H239V69H238ZM260 71V70H259ZM31 72V71H30ZM38 72V71H37ZM138 72V71H137ZM136 72V73H137ZM142 72V73H141ZM143 72H145V73H143ZM164 72V71H163ZM234 72V71H233ZM11 73V72H10ZM21 73H23L22 71H21ZM121 73H122V76H121ZM148 73H149V71H148ZM232 73V72H231ZM256 74H257V72H255ZM259 73V72H258ZM260 73H262V75L263 76H258V78H260V77H264V69H262V71L260 72ZM92 74V75H93ZM107 74H108V71L105 73V75H100V76H102V77H100L98 74H96V75H98L99 77V80H102V78H103V80H104V78H105V80H104V82L105 81H107L106 80V78H108V77H110V75L109 76H107ZM138 74V73H137ZM136 74V75H137ZM138 74V75H139ZM144 74V75H143ZM206 74V73H205ZM80 75H81V77H80ZM90 75V74H89ZM92 75H90L89 76V78L91 77H93V79H95V77H97L96 75H94V76H92ZM117 75V76H116ZM133 75H132V77H133ZM138 75L137 76H135V77H133V78H136V77H138ZM139 75V76H140ZM151 75L152 74H148V76H149V78L151 77ZM204 75V74H203ZM258 75H261V74H258ZM23 76V75H22ZM21 76V77H22ZM33 76V75H32ZM34 76H37V75H34ZM40 76V75H39ZM41 76H42V74H41ZM40 76V77H41ZM47 73H46V75H45V77L47 78ZM63 76V75H62ZM140 76V77H141ZM229 76V75H228ZM255 76H257V75H255ZM30 77V76H29ZM45 77H43V78H45ZM130 77H128V78H130ZM152 77H153V75H152ZM239 77H240V75H239ZM35 78H37V77H35ZM57 78V77H56ZM62 78V77H61ZM90 78V79H91ZM128 78H127V80H128ZM133 78H130V79H133ZM160 78V77H159ZM206 78H208V77H206ZM255 78V77H254ZM257 78V77H256ZM257 78V80H259ZM19 79V78H18ZM27 79H28V77H27ZM33 79V78H32ZM48 79H50L49 77H48ZM64 79V78H63ZM92 79V80H93ZM110 79H111V77H110ZM140 80H141V78H139ZM146 79H148V78H146ZM164 79V78H163ZM215 79V78H214ZM264 80V78H261V80ZM41 80H42V78H41ZM66 80V79H65ZM70 80H72L71 78H70ZM75 80V79H74ZM73 80V81H74ZM89 80V79H88ZM91 80V81H92ZM98 80V81H99ZM102 80V81H103ZM116 80V79H115ZM121 80H126L125 78L124 79H121ZM137 80V79H136ZM135 80V81H136ZM149 81H150V79H148ZM148 80H144L145 82L146 81H148ZM207 80V79H206ZM256 80V81H257ZM72 81V82H73ZM81 80L79 79V82H80ZM148 81V82H149ZM194 81H196V80H194ZM228 81V80H227ZM16 82V81H15ZM93 82V81H92ZM123 82V81H122ZM138 82H139V80H138ZM188 82V81H187ZM198 82V81H197ZM36 83H38V82H36ZM41 83V82H40ZM57 83V82H56ZM63 83H64V81H63ZM75 83V82H74ZM76 83H78V82H76ZM82 83V82H81ZM85 83V82H84ZM95 83H98V82H95ZM100 83H103V82H100ZM108 83V82H107ZM201 83V82H200ZM264 83V82H263ZM70 83H68V85H69ZM105 84H106V82H105ZM111 84V83H110ZM109 84V85H110ZM146 84V83H145ZM180 84V83H179ZM209 84V83H208ZM225 84V83H224ZM3 85V84H2ZM39 85V84H38ZM54 85V84H53ZM65 85H66V83H65ZM98 85V84H97ZM103 85H104V83H103ZM108 84L106 85L107 86V89H111L112 87H110ZM112 85V84H111ZM122 85V84H121ZM148 85V84H147ZM67 86V85H66ZM88 86V85H87ZM96 86V85H95ZM101 86H102V84H101ZM108 86L110 87V88H108ZM201 86V85H200ZM142 87V86H141ZM145 87H146V85H145ZM144 87V88H145ZM204 87V86H203ZM260 87V86H259ZM262 87V86H261ZM94 88H96V87H94ZM103 88H105V86L103 87ZM118 88V87H117ZM147 88V87H146ZM263 88L264 87H262V91L260 92H258V93H260L259 94V96L258 97H256V98H258L257 100H256V103H255V105H253V106H251L250 108H247L246 107V110H242V112L240 113L241 114V116L239 117V121H240V131L236 134V135H230V132L231 131H234L233 129L234 128H232L227 122H224V121H218V122H216V124H217V126L215 125L214 127H211V130H210V128H205L204 129V131L202 130V131H199L198 133H197V131H195L194 132V130L193 131H191L190 133H192V132H194V133H196V134H198L197 136H194V134H192L191 135V137L193 136L194 138L192 139V140H190L191 139V137H190V134H189V130L187 129V128H183L184 126H183V122L185 121V119H184V121L182 122V120L180 119V121L182 122H178V117H177V112L175 113V111L173 110V112H172V110H170L169 111V113H168V111L166 112V109H164V108H161V111H159L158 113H157V111L158 110H160V108H158L159 106H158V104L157 103H155L154 104V106H153V104L151 105V106H149L148 105V107L147 108H144L143 106H140V107H143V108H140V107H138L139 105H137V109H139L138 111H135V110H131L130 112H125V110H123L124 112H122L121 113V117L120 116H116V114H115V116H116V118L117 117H120V118H117V119H115L114 117H112L111 119L109 118V120H112V121H107V122H110L111 124H107L106 122H105V124H107L108 126H110V125H112L111 127H113V128H111L112 130H113V134H109V135H112L111 137H110V139H107V140H109V141H105L106 143H108L109 142V146H108V144H106L107 145V147L105 146V150H106V152L107 151H109V153L108 154H110V152H112L113 154H115L114 152L116 151V150H119L118 148L121 146V144H122V147L121 148H130L131 146H130V144H133L134 143V139L136 138L137 139V137H138V139L139 138H141V139H143V136L144 135H146L145 133L146 132H150L149 131V129H150V127H151V124H149V122H150V120H151V122L153 121L152 120V116H154L153 118H154V120H155V117L156 116H158L157 118H158V144L157 143H155V144H157L158 146V164L160 165V166H162L163 168H161L162 169V171H161V169L160 168H158V169H160V170H158V176H159V174H165L166 173V175L168 174L169 175V173H170V176H172L171 174H176V173H180V171H182V174H183V172H185L184 173V175H187L188 173H190V172H192L193 173V170L191 169V168H193L194 167V164H193V162L195 163V165H196V162L195 161H191L190 159L192 158V157H190L189 159H188V155H186L187 154V152L185 151V146H187V144H188V152H190V149L192 148V150H193V155H199V156H197L198 158L197 159H199L198 161H197V164H199L200 165V162H202L203 161V163H202V166L200 165H197V166H199V171L198 170H196V172H198L199 174H196V176H194V174L192 175L193 177H194V180H192L191 182V184L189 185V187L187 186V188H189L188 189V191H189V194H188V191H187V189H186V187H185V190L187 191V193L186 194H188L189 195V198L187 199V201H188V204H186L187 206V208H186V212L188 211H190V217L188 218V217H186L187 219L186 220H184V221H181V222H184L185 224H184V228L181 226V230L179 231V232H181V233H183V235L184 234H188L187 236H185L184 235V239H185V237H187L188 238V240H226L228 237L230 238V235L232 236L233 235V237H234V233L233 234H230V235H228V237H227V234L225 233V231H227L229 228H231V230L230 231H233L234 232V230L235 231H238V233L240 232V229L241 228H239L238 229V227H240V225H242L243 226V224H245V222L248 224V222L247 221H245L246 219H248L249 217H253V218H255V219H253V220H255V221H253L252 222V219H251V221L250 222H252L253 224H251L252 225V227H249V226H246L247 224H245V226L243 227L244 229H246L247 231H245V230H242L241 232V234H243V235H239L240 237H241V239L242 240H264V111H262L261 113H257L256 114V117H254V109L257 107V106H261V104L262 105H264V90H263ZM92 89V88H91ZM106 89V88H105ZM105 90L104 91V93L105 94H108L110 91L109 90ZM115 89V88H114ZM142 89H143V87H142ZM148 89V88H147ZM175 89V88H174ZM4 90V89H3ZM35 90V89H34ZM82 90V89H81ZM86 90V89H85ZM98 90V89H97ZM97 90H95L94 89V91H97ZM101 90V89H100ZM103 90V89H102ZM41 91V90H40ZM92 91V90H91ZM107 91H109L108 93H106ZM140 91V90H139ZM143 91V90H142ZM141 91V92H142ZM192 91V90H191ZM112 92V91H111ZM140 92V93H141ZM147 92H149L148 90H147ZM93 93H95V92H90V94L91 95H93ZM102 93H103V91H102ZM252 93V92H251ZM89 94V95H90ZM97 94V93H96ZM100 94V93H99ZM116 94V93H115ZM119 94V93H118ZM146 94V93H145ZM174 94H175V92H174ZM205 94V93H204ZM109 95V94H108ZM144 95V94H143ZM147 95V94H146ZM201 95V94H200ZM77 96V95H76ZM99 96V95H98ZM101 96V95H100ZM140 96H142V94L140 95ZM150 96V95H149ZM148 96V97H149ZM194 96V95H193ZM93 97V96H92ZM102 98L104 97L103 95L101 96ZM106 97V96H105ZM114 97H116V95H114ZM143 97V96H142ZM152 97V96H151ZM150 97V98H151ZM203 97H204V95H203ZM202 97V98H203ZM8 98V97H7ZM91 98V97H90ZM153 98V97H152ZM200 98V97H199ZM207 98V97H206ZM247 98V97H246ZM255 98V99H256ZM136 99V98H135ZM153 99H155V98H153ZM162 99H164V98H162ZM176 99V98H175ZM224 99V98H223ZM251 99V98H250ZM1 100V99H0ZM96 100V99H95ZM98 100V99H97ZM103 100V99H102ZM171 100H172V98H171ZM199 100V99H198ZM254 100V99H253ZM106 100H104V102H105ZM134 102H136L135 100H133ZM143 101V100H142ZM164 101H166V100H164ZM104 102H103V104H104ZM141 102V101H140ZM140 102H139V104H140ZM144 102V101H143ZM171 102V101H170ZM246 102H248V101H246ZM3 103V102H2ZM109 103V102H108ZM142 103V102H141ZM98 104V103H97ZM100 104H102L101 102H100ZM134 104V103H133ZM148 104H150V103H148ZM157 104V108H158V110H156L155 109V105ZM166 104V103H165ZM120 105V104H119ZM141 105V104H140ZM146 105H147V103H146ZM244 106H245V104H243ZM102 106V105H101ZM100 106V109L103 107H101ZM108 106V105H107ZM134 106H135V104H134ZM167 106V105H166ZM170 106V105H169ZM194 106V105H193ZM248 106V105H247ZM6 107H7V105H6ZM163 107V106H162ZM98 108H99V106H98ZM135 108V107H134ZM168 108V107H167ZM175 108V107H174ZM1 109V108H0ZM4 109V108H3ZM97 109V108H96ZM103 109H104V107H103ZM141 109V110H140ZM163 109V110H162ZM169 109V108H168ZM244 109V108H243ZM263 110H264V108H263ZM8 111V110H7ZM101 111V110H100ZM110 111V110H109ZM112 111V110H111ZM110 111V112H111ZM127 111V110H126ZM97 112V111H96ZM108 112V111H107ZM106 112V113H107ZM92 113V112H91ZM90 113V114H91ZM94 113V112H93ZM93 113H92V115H93ZM104 113V112H103ZM207 113V112H206ZM211 113H213V111L211 112ZM217 113V112H216ZM109 114H111V113H109ZM158 114V115H157ZM197 114V113H196ZM195 114V115H196ZM210 114V113H209ZM95 115V114H94ZM93 115V116H94ZM194 115V116H195ZM36 116V115H35ZM89 116V115H88ZM100 116V115H99ZM101 116H102V114H101ZM109 116V115H108ZM200 116H202V115H200ZM22 117H23V115H22ZM33 117V116H32ZM91 117V116H90ZM30 118V117H29ZM95 118V117H94ZM101 118V117H100ZM26 119V118H25ZM87 119V118H86ZM107 119V118H106ZM183 119V118H182ZM192 119H194V118H192ZM89 120V119H88ZM94 120V119H93ZM98 120V119H97ZM103 121V120H102ZM106 121V120H105ZM157 121V120H156ZM70 122V121H69ZM86 122H88V121H86ZM181 123L182 125H180L179 126V124L178 123ZM75 123V122H74ZM89 123V122H88ZM91 123V122H90ZM93 123V122H92ZM91 123V124H92ZM99 123V122H98ZM155 123V121H153V123H152V125ZM199 123V122H198ZM96 125H97V123H95ZM135 124H137V128L135 127ZM206 124V123H205ZM100 125H102V124H100ZM99 124H98V128H99V126H100ZM191 125V124H190ZM197 125V124H196ZM105 125H104V123H103V127H104ZM148 126H150L149 127V129H148ZM153 126H155V125H153ZM183 126V127H182ZM72 127V126H71ZM96 127V126H95ZM97 127H96V129H97ZM102 127V128H103ZM106 127V126H105ZM104 127V128H105ZM199 127V126H198ZM197 127V128H198ZM73 128V127H72ZM88 128V127H87ZM91 128H94V126H92ZM110 128V127H109ZM196 128V129H197ZM203 128V127H202ZM95 129V128H94ZM95 129V130H96ZM147 129H148V131H147ZM209 129V130H208ZM98 130V129H97ZM96 130V131H97ZM99 130H100V128H99ZM99 130H98V132H99ZM105 130V129H104ZM151 131H152V128L150 129ZM94 131V130H93ZM106 131H107V129H106ZM81 132V131H80ZM102 133H103V131H101ZM110 132V131H109ZM108 132V133H109ZM78 133V132H77ZM93 133V132H92ZM96 133V132H95ZM105 133V132H104ZM107 133V134H108ZM153 133V132H152ZM201 133V134H200ZM205 133V135L207 134L208 135V133H210L209 134V138H211L210 140H209V138L207 139V137L205 138L204 137V134ZM98 134V133H97ZM96 134V135H97ZM101 134V133H100ZM148 134H150V133H147V139H149V135ZM195 134V135H196ZM88 135V134H87ZM92 136L94 135V134H91ZM90 135V136H91ZM99 135V134H98ZM203 138L202 140H200L201 138H200V136ZM211 135V136H210ZM1 136V135H0ZM102 136V135H101ZM101 136H99V137H101ZM104 136V135H103ZM108 136V135H107ZM106 136V137H107ZM76 137V136H75ZM98 136H96V138H97ZM99 137H98V140H99ZM151 137V136H150ZM104 138V137H103ZM146 138V137H145ZM144 138V140L146 141V139ZM205 138V139H204ZM220 138H224L225 139V141H224V144H221L220 143ZM95 139V138H94ZM128 139H129V142H128ZM91 140V139H90ZM207 140H209L208 142H206ZM62 141V140H61ZM92 141V140H91ZM94 141V140H93ZM100 141V140H99ZM141 141V140H140ZM139 141V142H140ZM151 141H152V138H151ZM202 141H205V142H202ZM97 142L98 141H96V144H97ZM102 142V141H101ZM138 142V141H137ZM136 142V143H137ZM148 142H150L149 140H148ZM148 142H146V143H148ZM153 143H154V141H152ZM151 142V143H152ZM91 143V142H90ZM95 143V142H94ZM93 143V144H94ZM196 143H198V145H195ZM92 144V143H91ZM93 144H92V146H93ZM128 144H129V146H128ZM141 144V143H140ZM149 144V143H148ZM155 144H154V146H155ZM183 144L185 145V146H183ZM101 145V144H100ZM104 145V144H103ZM134 145V144H133ZM138 144H136V146H137ZM97 146V145H96ZM124 146V147H123ZM141 145H139V147H140ZM151 147H152V145H150ZM150 146L148 145L147 146V148H150ZM153 146V147H154ZM95 147V146H94ZM109 147V148H108ZM145 147V146H144ZM191 147V148H190ZM70 148V147H69ZM91 148V147H90ZM97 148V147H96ZM99 148H100V146H99ZM137 148V147H136ZM141 148V147H140ZM140 148H137V149H139L138 151H140ZM74 149V148H73ZM137 149H136V151H137ZM157 149H153V150H155L154 152H156L157 151ZM187 149V148H186ZM233 149H235V151L233 150ZM124 150V149H123ZM122 149H121V152L123 151ZM135 149H133V151H134ZM142 150V153H144L145 151V158L147 157L146 155L148 154V152L147 151H149L150 152V150H152L151 148L148 150V149H146L144 152H143V149H141ZM95 151V150H94ZM97 151H98V149H97ZM101 150H99L98 152H100ZM103 151V150H102ZM120 151V150H119ZM128 152L130 151V149L129 150H127ZM65 152V151H64ZM82 152V151H81ZM120 152V153H121ZM198 152V154H196ZM86 153H87V151H86ZM93 153V152H92ZM111 153V154H112ZM116 153L118 154V151H116ZM119 153V154H120ZM122 153H124V152H122ZM126 153V155L125 156H123V157H125L124 159H126L127 160V164H129L130 165V161H131V159H127L126 158V156H127V152H125ZM130 153V152H129ZM153 152H151V154H152ZM79 154V153H78ZM81 154V153H80ZM96 154V153H95ZM101 154H103L102 152H101ZM116 154V155H117ZM144 154H142V155H144ZM150 154V153H149ZM155 154V153H154ZM188 154H190V153H188ZM86 155V154H85ZM93 155V154H92ZM107 155V154H106ZM124 155V154H123ZM81 156V155H80ZM101 156V155H100ZM115 156V155H114ZM118 156H121V155H118ZM115 157V158H117V160H118V158L119 157ZM152 156H153V158L154 159H156L155 157H154V155L152 154ZM192 156V155H191ZM122 157V156H121ZM122 157V158H123ZM132 157V156H131ZM137 157V159H135V158H133L134 159V161L135 160H140L142 157L141 156H139V157H141L140 159H138L139 157L138 156H136ZM157 157V156H156ZM194 157V156H193ZM79 158V157H78ZM129 158V157H128ZM145 158L143 157V159H142V161L143 160H145ZM148 158V157H147ZM151 158V157H150ZM102 159V158H101ZM113 159V158H112ZM120 159V158H119ZM123 159V160H124ZM132 159V160H133ZM197 159H195V160H197ZM116 160V159H115ZM116 160V161H117ZM125 160V161H126ZM130 160V161H129ZM202 160V161H201ZM87 161V160H86ZM114 161V160H113ZM125 161H123L124 163H126ZM134 161H131L133 164H134ZM122 162V163H123ZM129 162V163H128ZM139 162H141V160L139 161ZM145 162V161H144ZM156 162V160L154 161V163ZM81 163H82V161H81ZM111 163V162H110ZM110 163H108V164H110ZM136 163H137V161H136ZM135 163V164H136ZM153 163V162H152ZM154 163H153V165H154ZM157 163V162H156ZM114 164H115V161H114ZM113 162L111 163V165H112V167H113ZM141 164V163H140ZM193 164V165H192ZM78 165H80V164H78ZM111 165H107V166H111ZM121 165H123V164H121ZM125 165V164H124ZM137 165V164H136ZM127 166V165H126ZM126 166H124L125 168H128V166L126 167ZM99 167V166H98ZM105 167V166H104ZM112 167H111V169H109L110 167H107V169H109L110 171H112ZM115 167H116V164H115ZM118 167V169H119V166H117ZM122 167V166H121ZM120 167V168H121ZM138 167V166H137ZM146 167H148V166H146ZM145 167V168H146ZM203 167V169H201ZM54 168V167H53ZM77 168V167H76ZM130 168V167H129ZM131 168H133L132 167V164H131ZM135 168H136V166H135ZM141 169H142V167H140ZM198 168V167H197ZM80 169V168H79ZM78 169V170H79ZM98 169V168H97ZM103 169V168H102ZM114 169V168H113ZM118 169H116L115 168V170H118ZM141 169H139V170H141ZM152 169H153V167H152ZM152 169L150 170V174H152L151 172H152ZM155 169V168H154ZM153 169V171L155 172V170ZM196 169V168H195ZM100 170H101V168H100ZM105 170V169H104ZM121 170H122V168H121ZM124 170H126V169H124ZM130 170V169H129ZM190 170H192V171H190ZM67 171V170H66ZM71 171V170H70ZM75 170H73V172H74ZM108 171V170H107ZM107 171H106V174H107ZM120 171V170H119ZM132 171H134V170H132ZM142 171V170H141ZM144 171V170H143ZM159 171H161V172H159ZM73 172H72V174H73ZM80 171H78V173H79ZM82 172V171H81ZM101 172V171H100ZM109 172V171H108ZM113 172V171H112ZM116 172H118V171H116ZM115 172V173H116ZM125 172H128V169L126 170V171H122V173H125ZM226 173L227 175H226V177H223V185H222V188L220 187V188H215L214 187V184H213V177L215 176L216 177V175L218 176V174H220V173ZM77 173V172H76ZM102 174H105V173H103V171L101 172ZM114 172L112 173V174H114V175H116V176H118L117 174L119 173H116L115 174ZM131 174H132V172H130ZM129 173V174H130ZM136 174V171L135 172H133V174ZM137 173H138V169H137ZM144 173H146V171H144ZM149 173V172H148ZM156 173H157V170H156ZM191 173V174H192ZM81 174V173H80ZM96 174V173H95ZM106 174H105V176H106ZM141 174H143V172L141 173ZM150 174H146L147 175V177H144V180H146V178H148V176L150 175ZM64 175H66L65 173H64ZM74 175H76V174H74ZM79 174H77V176H78ZM108 175V174H107ZM126 175V176H125ZM127 173L126 174H124V178L125 177H127ZM155 175V174H154ZM160 175V176H161ZM189 175V174H188ZM188 175L186 176V177H188ZM63 176V175H62ZM67 176V175H66ZM73 176V175H72ZM77 176H75V177H77ZM92 176V175H91ZM100 176H102V175H100ZM109 176V175H108ZM116 176H114V179H115V177ZM130 176V175H129ZM128 176V177H129ZM142 177H143V175H141ZM151 176V175H150ZM149 176V177H150ZM157 176V175H156ZM155 176V177H156ZM160 176H159V178H160ZM165 176V175H164ZM163 176V178H165ZM190 176V175H189ZM65 177V176H64ZM68 177V176H67ZM82 177V176H81ZM88 177V176H87ZM103 177V176H102ZM102 177H100L101 179H100V181L102 180ZM109 177H111L112 178V176L110 175ZM141 177V178H142ZM152 178H153V176H151ZM183 177V175L181 176V178ZM185 177V176H184ZM183 177V178H184ZM186 177H185V179H186ZM80 178V177H79ZM78 178V179H79ZM86 178V177H85ZM97 178H98V176H97ZM109 179L108 178V180L109 181H107V183L108 182H110V180H112V179ZM157 178V177H156ZM162 178V177H161ZM192 178V177H191ZM76 179V178H75ZM81 179V178H80ZM79 179V180H80ZM84 179V178H83ZM82 179V180H83ZM105 179H106V177H105ZM104 179V180H105ZM113 179V180H114ZM143 179V178H142ZM173 179H175V178H173ZM78 180V181H79ZM86 180V179H85ZM112 180V183L113 182H115V180L113 181ZM143 180V181H144ZM154 180V179H153ZM183 180V179H182ZM181 180V181H182ZM221 180V181H222ZM68 181V180H67ZM87 181H88V179H87ZM85 182V181H83L84 183H90L89 181L88 182ZM91 181V180H90ZM93 181H94V179H93ZM139 181V180H138ZM141 181V180H140ZM148 180H146V182H147ZM150 181H152L151 179H149V181L147 182V185H148V183H150ZM160 181V180H159ZM162 181H163V179H162ZM83 182L81 183V184H83ZM99 182V181H98ZM145 182V183H146ZM154 182H156V181H154ZM153 182V183H154ZM187 182V181H186ZM76 183H79L80 184V182H77L76 181ZM91 183H92V181H91ZM140 183H142V182H140ZM145 183H144V185H139V187L141 186V188L140 189H137V188H135V191H140L139 192V194H138V192H137V194H136V197L132 194V197H135V198H132V199H135V201H134V203L133 202H131V203H133V204H131L130 202V206L132 207L133 206V208H131V209H134V211L133 212H131V213H129V215H128V213L126 214V212H129L128 210H127V208H126V210L127 211H125V216H124V214H123V211L122 210H120V211H118V209H116L117 207H121V206H116V208L114 209V216L118 213V215L115 217V219H117V217H119L117 220H115V219H113V217H111L113 220H115L114 222H115V225H117V229L116 230H118V228H120V224H121V222H120V220L122 221V222H124V220L126 219H128V220H130L131 221V223H133V221H135V220H133V218L134 217H136L135 216V213L137 214V211H138V208L140 209H142V205H145L146 203L145 202H148V186L146 185L145 186ZM46 184V183H45ZM80 184V185H81ZM95 184V183H94ZM102 184V183H101ZM105 184H106V182H105ZM109 184V183H108ZM116 184H117V182H116ZM170 184V183H169ZM84 185V184H83ZM90 185V184H89ZM89 185H87V186H85L86 188L89 186ZM93 185V183L91 184V186ZM112 185V184H111ZM110 185V186H111ZM114 185V184H113ZM112 185V186H113ZM173 185V184H172ZM187 185H188V183H187ZM59 186V185H58ZM78 186V185H77ZM149 186H150V184H149ZM60 187V186H59ZM71 187V186H70ZM81 187H82V185H81ZM84 187V188H85ZM105 187V186H104ZM118 186H116V187H114L113 186V188L112 189H114L115 188V190H114V193L116 192V188H117ZM169 187H170V185H169ZM78 188V187H77ZM76 188V189H77ZM91 188V187H90ZM89 188V189H90ZM106 188H109V186H107ZM110 188V189H111ZM201 188H207V189H210V190H213V193L215 194V195H213L214 197H212L211 198V201H210V199H209V201H210V204H212V207L214 206V211H213V213H212V215L214 214V220H212V223L214 224V226H215V230L218 232L217 233V235H210V232L207 230L206 231V229L204 230L205 232H203V230L201 231V232H203V234L205 233V235H203L202 236V234H199V232H200V230H201V226H200V230H199V232H197V230L198 229H196V228H193V226H192V224L190 223L191 222V220L193 221V222H196L197 221V213H198V208H197V191L199 192V189H201ZM46 189V188H45ZM75 189V190H76ZM88 189V188H87ZM111 189V191L113 192V190ZM137 189V190H136ZM178 189V188H177ZM180 189H181V187H180ZM75 190H74V192H75ZM84 190H86V189H84ZM145 190H147L146 191V193H147V195H145L144 194V192H145ZM81 191H83L82 189H81ZM80 191V192H81ZM104 191V189L101 191V192H103ZM107 191H109L108 189H107ZM111 191H109L110 193H111V195L113 194ZM172 191H173V189H172ZM78 192H79V189H78ZM87 192V191H86ZM90 192H93V191H90ZM100 192V193H101ZM105 192H106V190H105ZM103 193V196H104V194H107V193H109V192H107V193ZM117 192H118V190H117ZM116 192V197L117 198H119L118 196H119V194ZM133 192H134V190H133ZM178 192H179V195L181 196V197H186V196H184V195H186L185 194V192H184V195L182 196L181 194L183 193H181L180 191H179V189H178ZM177 192V193H178ZM76 193H77V191H76ZM76 193H75V195H76ZM94 193V192H93ZM93 193H92V195H93ZM99 193V194H100ZM171 193V192H170ZM173 193V192H172ZM181 193V194H180ZM82 194H84V192H82ZM86 194V193H85ZM99 194L98 195H96L97 196V198H98V196H99ZM134 194H135V192H134ZM165 194V193H164ZM66 195V194H65ZM73 195V194H72ZM88 195V194H87ZM89 195H90V193H89ZM89 195H88V200H89V198L90 197H92V196H90L89 197ZM95 195V194H94ZM108 195H110V194H108ZM114 195V194H113ZM118 195V196H117ZM138 195V196H137ZM83 196V195H82ZM86 196V195H85ZM102 196V195H101ZM101 196L99 197V200H100V198H101ZM102 196V197H103ZM67 197V196H66ZM70 197V196H69ZM76 197V196H75ZM78 197H79V199L81 198V196H79L78 195ZM77 197V198H78ZM106 197V195L104 196V198ZM111 197H113V196H111ZM110 196H107V198L109 199V198H111ZM115 197V196H114ZM115 197V198H116ZM146 199H145V198ZM83 198V197H82ZM96 198V197H95ZM115 198H114V201H115ZM120 198H121V195H120ZM119 198V199H120ZM158 198H159V195H158ZM161 198V197H160ZM159 198V199H160ZM164 198V197H163ZM67 199H69L68 197H67ZM85 199V198H84ZM91 199V198H90ZM106 199V198H105ZM107 199V200H108ZM124 199H126V198H124ZM179 199V198H178ZM181 199V198H180ZM64 200H66V199H64ZM71 200V199H70ZM70 200H68V202L70 201ZM74 200H75V198H74ZM78 200V199H77ZM86 200V199H85ZM88 200H86V201H88ZM101 200H103V198L101 199ZM107 200H106V202H107ZM123 200V199H122ZM130 200V199H129ZM145 200H147V201H145ZM150 200V199H149ZM186 200V199H185ZM72 201H73V199H72ZM105 201V200H104ZM112 201V200H111ZM113 201V202H114ZM116 201H118V199L116 200ZM119 201H121V200H119ZM118 201V202H119ZM124 201V200H123ZM186 201V202H187ZM29 202V201H28ZM67 202V201H66ZM67 202V203H68ZM82 202H84V201H82ZM93 202V201H92ZM91 202V203H92ZM113 202H111L112 204H113ZM73 203H74V201H73ZM80 203H81V199H80ZM80 203H78V204H80ZM87 203V202H86ZM89 203H90V201H89ZM90 203V204H91ZM108 203H109V201H108ZM117 203V202H116ZM115 202H114V205L116 204ZM121 203V202H120ZM179 203V202H178ZM182 203V202H181ZM34 204V203H33ZM70 204V202L68 203V205ZM93 204V203H92ZM91 204V205H92ZM117 204H119V203H117ZM125 204H126V206L128 205L126 202H125ZM148 204V203H147ZM158 204H160V203H158ZM172 204V203H171ZM180 204V203H179ZM184 204V203H183ZM67 205V206H68ZM70 205H72V203L70 204ZM73 205H75V204H73ZM106 205H108V204H105V205H102V206H104V207H101V208H105V206ZM120 205V204H119ZM66 206V207H67ZM82 206V205H81ZM93 206V205H92ZM113 206V205H112ZM112 206L109 208H107V209H111L112 208ZM122 206H123V204H122ZM129 206V205H128ZM148 206V205H147ZM146 206V207H147ZM86 207V206H85ZM100 207V206H99ZM145 207V206H144ZM180 207V206H179ZM65 208V207H64ZM84 208V207H83ZM90 208H91V206H90ZM95 207H93V209H94ZM100 208V209H101ZM158 208H159V205H158ZM208 208V207H207ZM67 209H70V207H67ZM93 209L91 210V211H93ZM130 208H129V210H131ZM147 209V208H146ZM177 209H178V207H177ZM184 208H182V210H183ZM72 210V209H71ZM75 210V209H74ZM74 210L72 211V212H74ZM85 210H86V208H85ZM208 210H209V208H208ZM228 210V211H227ZM28 211V210H27ZM70 211V210H69ZM75 211H77V210H75ZM80 211H83L82 209L80 210ZM80 211L78 212V215L76 214V212H75V214H76V216H78L79 217V219H78V217H76L75 216V214H73V216H75V221L77 220V222L79 221H81L80 220V218L82 217H80ZM102 211V210H101ZM104 212H105V210H103ZM106 211H108V210H106ZM118 211V212H117ZM141 211V210H140ZM171 211V210H170ZM210 211V210H209ZM208 211V212H209ZM64 212V211H63ZM72 212L70 213L71 215H72ZM84 212V211H83ZM87 212V211H86ZM103 212V213H104ZM119 212L121 213V214H119ZM141 212H143V211H141ZM174 212H175V210H174ZM181 212V211H180ZM106 213V212H105ZM104 213V214H105ZM175 213H177V211L175 212ZM69 214V215H70ZM84 214H85V212H84ZM84 214H81V215H84ZM88 214H89V212H88ZM91 214H94V213H91ZM101 214H102V212H101ZM107 214H109V212H107ZM106 214V215H107ZM113 213H111L110 215H112ZM184 214V213H183ZM182 214V215H183ZM99 215V214H98ZM138 215V214H137ZM188 215V214H187ZM229 215H231V218H229L230 216ZM91 216H93V215H91ZM160 216V215H159ZM174 216V215H173ZM172 216V217H173ZM71 217V216H70ZM105 217V216H104ZM103 217V218H104ZM176 217V216H175ZM183 217V216H182ZM88 218H90V216L89 217H87L86 216V219H88ZM92 218V217H91ZM90 218V219H91ZM100 218H101V216H100ZM245 218V219H244ZM85 219V216L84 217H82V221L83 220H86ZM234 219V220H233ZM244 221H243V220ZM72 220H73V218H72ZM89 220V219H88ZM133 220V221H132ZM182 220V219H181ZM249 220V219H248ZM75 221H74V223H75ZM81 221V222H82ZM119 221V222H118ZM228 221H229V223H231V225H232V223H233V225L235 226V227H237V230L235 229V227H233L232 228V226L228 223ZM78 222V223H79ZM80 222V223H81ZM90 222H91V225H92V220L91 221H89V222H87L88 224L86 225V224H84V226L86 225V226H90ZM104 222V221H103ZM136 222V221H135ZM175 222V221H174ZM226 222L230 225H226L227 227H228V229L226 230V227H225V224H226ZM240 222V223H239ZM242 222H243V224H242ZM249 222V223H250ZM254 222H257L256 224L254 223ZM73 223V222H72ZM77 223V224H78ZM118 223H119V227H118ZM180 223V222H179ZM209 223V222H208ZM239 223V224H238ZM59 224V223H58ZM123 224V223H122ZM121 224V225H122ZM126 224H127V222H126ZM134 224V223H133ZM181 224V223H180ZM196 224V223H195ZM212 224V225H213ZM239 226H238V225ZM81 225H82V223L80 224V227L77 225H75V227H79L80 229H84V227H82L81 228ZM128 225H130V222H129V224ZM128 225H125V227H130L129 228V230L131 229V225L130 226H128ZM199 225V224H198ZM197 225V226H198ZM73 225H71V227H72ZM94 226V225H93ZM241 226V227H242ZM60 227V226H59ZM114 226L112 227L113 228V230H114V228H115ZM124 226H121V228H120V230H122V228H123ZM178 227V226H177ZM196 227V226H195ZM225 227V228H224ZM246 227H249L250 228V230H248ZM37 228V227H36ZM205 228V227H204ZM67 229H68V227H67ZM66 229V230H67ZM73 229V228H72ZM86 229H87V227H86ZM85 229V230H86ZM94 229V228H93ZM124 229V228H123ZM126 229V228H125ZM196 231H195V230ZM207 229H209V228H207ZM232 229H234V230H232ZM65 230V229H64ZM69 230V229H68ZM70 230H71V228H70ZM74 230V229H73ZM90 230H91V228H90ZM89 230V231H90ZM112 230V231H113ZM128 229H126V231H127ZM128 230V233L129 234H132L133 232H131L132 230H130L129 231ZM164 230V229H163ZM174 230V229H173ZM89 231H87L88 233H90ZM106 231V230H105ZM111 231V232H112ZM115 231V230H114ZM243 231H245V232H243ZM71 232V231H70ZM74 232H77L76 230L74 231ZM79 232V231H78ZM85 232V231H84ZM121 232H123V231H120V233ZM125 232V231H124ZM177 232V231H176ZM228 232V231H227ZM83 233V232H82ZM119 234V232H116V234ZM127 233V232H126ZM150 233V232H149ZM152 233V232H151ZM179 234V235H177V236H180L179 238H181V235L182 234ZM232 233V232H231ZM237 233V232H236ZM70 235H71V233H69ZM77 234V233H76ZM92 234H93V231H92ZM91 234V235H92ZM122 235H123V233H121ZM161 234V233H160ZM215 234V233H214ZM80 235V234H79ZM78 235V236H79ZM84 235V234H83ZM88 235H90V234H88ZM112 235H113V238H112V240H117L118 241V243L121 241V240H123V241H121V242H123L122 243V245L124 246V247H122V255H124V256H126L125 258H127V256H128V252L126 253V250L128 249V250H130V249H132L131 247L129 248L128 246H129V244L127 245V246H125L126 244H127V242H130V240H131V244H130V246L133 244L132 243V237H131V235H130V238L131 239H128L127 237H120V236H117L116 238H115V235H114V233L112 232ZM120 235V234H119ZM129 236L128 234H125L124 233V236ZM164 235V234H163ZM210 236L211 238L209 239V238H207L208 236ZM74 236V234L73 235H71V237H73ZM77 236V235H76ZM77 236V237H78ZM133 236V235H132ZM162 236V235H161ZM177 236H176V239L178 240V238H177ZM236 236V235H235ZM238 236V238H236L235 237V239H238V240H240L239 237ZM80 237V236H79ZM84 237V236H83ZM91 237H93V236H90L89 238H87L88 240H91L90 238ZM203 237H205V239L203 238ZM110 238V237H109ZM108 239V238H107ZM67 240V239H66ZM74 240H77V238L75 239L74 238ZM80 240V239H79ZM111 240V239H110ZM124 240H125V242H124ZM232 240V239H231ZM234 240V239H233ZM194 241V242H195ZM201 241H199L200 243H201ZM190 242V241H189ZM197 242V241H196ZM206 242V241H205ZM94 243V242H93ZM97 243V242H96ZM114 243V242H113ZM112 243V244H113ZM125 243V244H124ZM198 243V242H197ZM196 243V244H197ZM200 243H199V246H201L200 245ZM117 244V243H116ZM201 244H203L204 246H205V243H203V241H202V243ZM251 244V243H250ZM98 245V244H97ZM101 245V244H100ZM93 246V245H92ZM96 246V245H95ZM117 246H119V245H117ZM116 246V247H117ZM133 246V245H132ZM192 246V245H191ZM208 245H206V248H208L207 247ZM127 249H126V248ZM202 247V246H201ZM118 248V247H117ZM124 248V249H123ZM193 248H195L194 246H193ZM205 248V247H204ZM203 248V249H204ZM93 249V248H92ZM121 249V248H120ZM126 249V250H125ZM196 249H197V251L198 250H202V248L201 249H198L197 248V246H196ZM195 249V250H196ZM94 250V249H93ZM195 250H193L192 251V253H195L196 254V252H194ZM99 251V250H98ZM106 251H107V249H106ZM206 251V250H205ZM210 251V250H209ZM100 252L101 251H99V254H97V252H96V255H100ZM118 252H119V249H118ZM199 252V251H198ZM200 254H201V256H202V254L203 253H205L204 251H202V252H199ZM105 254V253H104ZM120 254V253H119ZM194 254V255H195ZM206 254H207V252H206ZM95 255V256H96ZM199 254L197 253V257H199L198 256ZM204 255V254H203ZM119 256H121V255H119ZM123 256V257H124ZM205 256V255H204ZM204 256H202L201 257V259L202 258H204ZM208 256V255H207ZM100 257V256H99ZM111 257V256H110ZM209 257V256H208ZM95 258H98V257H95ZM103 258V257H102ZM112 258V257H111ZM194 258V257H193ZM196 258V257H195ZM194 258V259H195ZM207 258V257H206ZM98 259H100V258H98ZM104 259V258H103ZM197 259V258H196ZM199 259H200V257H199ZM205 260V259H204ZM205 261H207V259L205 260ZM203 262V261H202ZM201 263V262H200ZM206 264H208V261H207V263Z\"/></svg>",
	"mask_w": 264,
	"mask_h": 264
}]
</instances>
